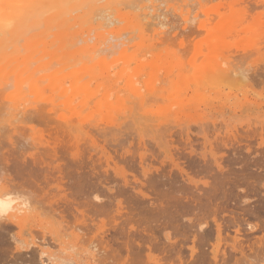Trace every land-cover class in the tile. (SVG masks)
<instances>
[{
	"label": "bare ground",
	"instance_id": "obj_1",
	"mask_svg": "<svg viewBox=\"0 0 264 264\" xmlns=\"http://www.w3.org/2000/svg\"><path fill=\"white\" fill-rule=\"evenodd\" d=\"M168 1V2H167ZM167 1H164L165 2V5H167V3H169V1H171V0H167ZM174 1V3L175 2H177V5H173L171 2L169 3V4H172V5H170V6H166V7H163V0H0V100L3 102H1L0 101V116H1V114H3V112H4V108L7 110V104L8 103H12V109H17V111L16 112H18V111H20V113H22V115L24 114V113H28V112H26V111H30L31 112V114L32 115H30L31 117H34V121L36 120V122H39V121H42L43 122V125H45V126H48V127H51V125H53L54 126V128H57V130H59V131H57L58 133H61V135H64L63 136V138H66V137H68L70 140H75L76 142L78 141L77 139H78V137L79 136H81L82 135V137H83V135L84 136H86V137H88V139H90L89 141L91 142L90 144H94L92 147H94L95 146V141L98 139H96L95 140V138L96 137H101V138H107L106 136L108 135V134H111L110 135V137L112 136V134H114L116 131H114V129H116V128H114L115 126L116 127H118L119 125H120V123H118V125H117V123L115 124H111L112 125V127L110 126V128H102L101 127V129H99L100 127H98V126H96L95 128L94 127H92V128H94L95 129V133H96V135H95V133H94V135L91 133V132H89V134H88V132L87 131H89V130H85L84 131V129H83V125H84V123L86 122V121H88L87 119H88V117H92V115L94 114V113H97L99 116H104L103 118H105V117H107L108 119H109V117L111 118V119H114L115 120V118H112L111 117V115L112 114H114V113H117V112H120V111H122L121 109H122V107L121 106H123V104H124V101H126L125 99H124V97H123V95L125 94H121V91H120V89H118L117 87L115 88V86H116V83L118 82V81H120L122 78L124 79V78H126V84L124 85L125 87H128L129 88V91L130 92H132L133 91V93L134 94H137L138 92H139V90H140V87L139 86H137V85H139V83H140V81L138 80L139 78V76L142 74V76H143V74H145V72H144V67H149V69L150 68H153V67H155V68H157L156 69V73H160V69H159V71H158V62L160 63L161 61L160 60H162V62L164 61V60H166V58H164L166 55L168 56V54H164L165 53V50L163 51V49L161 50V52L163 51V54H164V56H163V58L161 57V54H156V56H155V60H153V61H151V62H149V64H146V63H144V61H140V60H138L136 63H137V65L133 68V69H130V64L132 63V59H134L133 58V54H132V52H131V57L129 58L128 56V54H126V55H124L125 53H126V51L128 50L129 51V49H131V47H130V45L129 44H127V43H125V41H127L128 43L131 41V39H132V41H133V38L135 37V35L136 36H138L139 38H145V37H149V38H151L152 39V36L150 37V35H147V34H149L148 32H147V36H145L144 37V31H145V29L146 28H149V29H152L151 30V32H152V34H153V38L155 39H159V40H161V39H164V38H166V41L167 40H169V42H171V44H173V42L171 41L172 40V38H173V41H175L174 40V37L176 36V38L178 37V34H180L181 32H179V33H177V34H175V33H172V34H174L173 36L174 37H172L171 35V32H173L174 30H176V28H177V30H181V31H183V34H180L181 36L182 35H184V33H185V37L183 36V38H187L188 37V35H186L187 33H191L192 35H193V33L195 32V30H197L196 32H195V34H194V36L195 37H197V35H199V33H200V31H201V33L203 34V30L204 31H206V32H208V28H209V24L207 25L206 23H204V21H202V22H200L198 25H197V21H199L200 19H198V20H195V18H197V17H201L202 15H200V13H199V15L200 16H197L196 17V15L195 16H193V17H191V14L193 13L192 12V10H191V12H190V10L189 9H193V7L195 8V6H196V8H197V5H199V7H198V9L196 10V11H199L200 9L199 8H203V5H202V1L205 3V2H209V3H207V5L208 4H211V3H213L212 1H214V0H210L211 1V3H210V1H205V0H173ZM172 1V2H173ZM215 1H217V0H215ZM219 1V0H218ZM217 1V2H218ZM222 1H224V0H222ZM227 1V0H226ZM226 1H224L225 3H226ZM231 1V0H230ZM232 1H234V0H232ZM237 1V0H236ZM242 1V0H241ZM247 1V0H246ZM246 1H245V3H246ZM249 1V0H248ZM247 1V2H248ZM254 1V0H253ZM257 1H259V0H257ZM262 2L264 1V0H261ZM260 1V2H261ZM223 2V3H224ZM227 2H229V0L227 1ZM252 1L250 0V2H248L249 3V5H250V3H251ZM256 2V1H255ZM259 2V3H260ZM219 4H220V2H218ZM244 3V4H245ZM248 3H247V5L246 6H248ZM253 3L254 2H252V6H253V9H254V12H255V10L258 8V6H256L255 5V7H254V5H253ZM264 3V2H263ZM262 3V5H264ZM161 4H162V7L165 9L166 8V10L168 11V13L170 12V11H172L173 12V14H171V13H169V14H167V15H169L170 17L172 16V15H174V16H172V17H174L175 19H177L180 23H178V21L175 23L174 21H175V19H174V21L172 20L171 21V23H173L172 25H173V27H167V24H168V21H166L165 20V12H166V10H164L163 11V8H160L161 7ZM168 4V5H169ZM217 4V3H216ZM239 4V5H238ZM238 4H237V2L234 4V3H226V8H227V11H228V13L226 14V12H220L221 10L223 11V9H220L219 10V12H216L214 15H216V17H217V21H216V26L215 27H219V26H222L221 28H219V30L218 31H220L219 33L217 32V34L218 35H216L215 33H209L210 34V38H209V35H208V33H207V35L205 36V34H204V36H205V39L203 38V39H199V40H207V41H209L210 42V39H214V38H212V37H215V35H216V38L218 37L219 38V42H220V44H222V42H224V43H226L227 44V40H226V35L229 33L230 34V28H232V26H234L233 24L234 23H236V22H238V21H240V19H241V17L243 16V15H245V13H247V11H248V7H244V6H240L241 5V2L239 3L238 2ZM243 4V3H242ZM243 4V5H244ZM255 4H257V3H255ZM164 5V6H165ZM206 5V6H207ZM224 6L225 4H222L221 3V5H219V7H221V6ZM261 5V4H260ZM259 5V6H260ZM261 5V7H263ZM206 6H204V7H206ZM190 7V8H189ZM192 7V8H191ZM208 7H209V5H208ZM213 7V11L212 12H215L214 11V9H215V4L213 5H211V8ZM210 8V9H211ZM221 8H224V7H221ZM226 8H224L225 10H226ZM251 8V7H250ZM249 8V9H250ZM260 8V7H259ZM258 8V9H259ZM204 9V8H203ZM257 9V10H258ZM261 9V8H260ZM259 9V10H260ZM124 10V11H123ZM193 10H195V9H193ZM202 10V9H201ZM212 10V9H211ZM211 10H206L207 11V13L206 14H208L209 12L208 11H211ZM218 10V9H217ZM251 10V9H250ZM257 10H256V14L259 12H257ZM262 10V9H261ZM260 10V12H262ZM132 11V12H131ZM196 11H194L195 13H196ZM206 11H204V13L206 12ZM252 11V10H251ZM264 11V10H263ZM199 12H201V11H199ZM250 12V11H249ZM259 12V13H260ZM191 13V14H190ZM198 13V12H197ZM171 14V15H170ZM210 14V13H209ZM251 14H252V12H251ZM262 14H264V12H262ZM249 15V14H248ZM212 16V14L209 16L210 18H212L211 17ZM256 16V15H255ZM259 16V15H258ZM257 16V17H258ZM170 17H168V18H166L167 20L168 19H172V17L170 18ZM203 17V16H202ZM205 17V16H204ZM245 17V16H244ZM247 17V16H246ZM264 17V16H263ZM263 17H260V19L261 18H263ZM206 18V20L205 21H208L209 19L207 18V17H205ZM248 18L249 17H247V21H248ZM202 19V18H201ZM208 19V20H207ZM213 19H215V17L213 16ZM213 19H211L212 21H214ZM243 19V18H242ZM246 19V18H245ZM258 19L259 18H256V20L258 21ZM196 21V23H195V21ZM210 20V21H211ZM251 20H252V18H251ZM264 20V19H263ZM263 20H261V21H263ZM210 21H209V23H210ZM243 21V20H242ZM242 21H240V22H242ZM247 21H245V22H247ZM119 23V25L117 24V23ZM194 22V25H192V23ZM250 22V21H249ZM248 22V23H249ZM256 22V21H255ZM113 23H115L117 26H120L121 27V25H123L124 24V28H122V29H124V32H125V29H126V32H125V36H126V39H125V41H124V39H123V37H121V33L119 32V30H121L119 27H118V29H116V27H115V25H114V28L113 29H109V27H108V29L106 28L107 26H109L110 25V27L111 26H113V25H111V24H113ZM122 23V24H121ZM213 23V24H214ZM243 23V22H242ZM260 23H262V22H260ZM175 24H176V26H175ZM191 24V25H190ZM237 24H240L239 22L237 23ZM250 24V23H249ZM255 24V23H254ZM257 24V23H256ZM256 24L255 25H253V24H250L251 25V28H249V29H253V26L255 27L256 26ZM263 24V23H262ZM177 25H178V27H180L181 29H179L178 27H177ZM189 25H190V27L191 26H194L195 28H196V26L195 25H197V29H192V28H190L189 27ZM245 25V24H244ZM248 25V24H247ZM246 25V26H247ZM258 25V24H257ZM175 26V27H174ZM237 26V25H236ZM189 27V28H188ZM208 27V28H207ZM210 27H211V25H210ZM240 27V26H239ZM242 25H241V27H240V29H242ZM262 27V26H261ZM188 28V29H187ZM247 28V27H246ZM188 31H190L191 30V32H187V30ZM213 29V28H212ZM212 29L210 30L211 32H212ZM215 29V28H214ZM225 29H227V30H225ZM262 29V28H261ZM147 30V29H146ZM200 30V31H199ZM243 30V29H242ZM247 30V29H246ZM185 31V32H184ZM233 31L234 32H236V28H235V30L233 29ZM244 31H245V29H244ZM150 32V31H149ZM150 32V33H151ZM178 32V31H177ZM215 32V31H214ZM234 32H232V34L234 33ZM238 32H240V31H238ZM243 32V31H242ZM257 32H258V30H257ZM169 33L171 34V35H169ZM196 33H197V35H196ZM263 33V31L261 32V34ZM190 34V36H192ZM201 34V35H202ZM247 34V33H246ZM256 34V33H255ZM166 35V36H165ZM168 35V36H167ZM214 35V36H213ZM258 35H259V33H258ZM264 35V34H263ZM165 36V37H164ZM181 36H179V37H181ZM190 36L188 37V39H190ZM231 36V35H230ZM237 36V35H236ZM239 36V35H238ZM244 36H245V34H244ZM250 36V35H249ZM111 37V39H109ZM121 37V38H120ZM138 37H136V38H138ZM148 37L147 38H145V39H147V40H149L150 41V39H148ZM170 37H171V40H170ZM193 37V36H192ZM199 37H200V35H199ZM234 37H235V33H234ZM243 37V36H242ZM246 37H247V35H246ZM246 37H243V40L241 39V41L239 42V43H241L242 44V42H246ZM257 37V36H256ZM256 37L254 38V37H251V38H249L250 39V41L252 42L253 41V39H256ZM264 37V36H263ZM121 40H120V39ZM138 38V39H139ZM168 38V39H167ZM175 38V39H176ZM259 39H257V41H256V43L260 40V38H262V37H258ZM144 39V40H145ZM153 39V40H154ZM155 39V40H156ZM177 39H180V38H177ZM176 39V40H177ZM197 39V38H196ZM221 39V40H220ZM225 39V40H224ZM238 39V38H237ZM240 39V38H239ZM111 40H113V41H117V42H113L114 44H112V42H111V45L109 44L110 42L109 41ZM120 40V41H119ZM123 40V41H122ZM130 40V41H129ZM143 40V41H144ZM147 40H145L146 42H147ZM153 40H151L152 41V43L153 42H155L156 44H157V42L156 41H153ZM192 40H193V38H192ZM192 40L190 39V41H191V44H188L189 42H188V40L186 41V39H185V41H186V43H185V41H184V39H183V41H184V48L185 47H187L188 45H190L188 48H190L191 50L193 49V48H191V47H193V42L195 41V45L197 46L198 45V47H195V45H194V48L195 49H197V50H194V52H197V53H193L191 56H190V58L189 59H186V60H188L189 62L191 61L193 64H191V62H190V64H191V66H192V68H193V70H194V73H193V76H192V78H190V77H187V78H190V80L192 81V79L194 78L195 80H196V88L194 89V92H193V94L194 95H192V97L189 95V93H188V95L191 97H189V99L188 100H186V102L185 101H182V102H180V103H177V104H173L172 106L170 105V107H173V106H175V107H177V109H176V112H173L172 111V109L171 108H169V109H171L170 111L168 110V109H165L166 107H164V111L161 113V114H159V115H161V116H163V117H165V118H167V119H164L163 120V118H159V119H156V120H154V122H152L151 120H153V119H149L148 121L150 122L151 121V123L149 124V122H147L146 124H148L147 126L149 127H146V126H144L143 125V129L145 130V128L146 129H149L147 132H149L150 133V140H151V142H148L149 140H147V142L148 143H152L154 146H156V150L154 149V154H156V151L157 152H160L159 151V149H161V147H162V143H161V141H163L164 143H171V142H169L168 140H165V139H169V138H171L170 140H173L172 138V136H173V134H175L176 133V129L177 130H179V132L177 131V133L176 134H184V140L182 139V142L184 141V145H187L188 147V149H190V153H191V150H192V148H193V145H192V141L190 140V138H189V135H190V133L188 132L187 133V131H188V129H189V127H190V124H194L195 126H197L198 127V129L197 130H199L200 128H203L204 127V124H203V120H205V116H204V119H199L197 116H198V113H199V111H197L196 113L197 114H191V112H190V110L191 109H194V107H195V105H196V108H199V107H197V104H193V102H191V101H193V99H194V97L195 96H199V97H201L200 98V100L203 98V96H204V94H203V92H200V90L202 89V91L207 87V89L209 88L208 86L209 85H211V83H214L215 84V86H216V84L217 83H215V82H218L219 83V81H216V80H218V79H222V81L224 82V81H227V82H229L230 80H232V79H236V78H238V79H240V81H242V83H244V81H246L247 79V76H248V74H249V70L247 69V68H244V66L245 65H247V64H245L244 63V61H246V59L248 58V57H253V56H255L256 57V55H254V53L256 54V53H263V51H264V49H263V51H262V49L261 48H258V49H256V47H257V45H256V43H255V45H256V47H254V49H255V51L256 52H254L253 51V53H250V50H249V48L251 47V45H252V43H251V45H250V47L248 48V50L249 51H245L244 50V52L241 54V53H239L240 51H241V49H239L240 51L238 52V54H241L240 56H236V59H238V61L237 62H235L234 60H232V57H234L235 56V54H234V56L232 55L233 54V51L234 50H232V52L231 51H229V53L231 52V54H229L228 56L224 53V55H226V56H222V52H220V49H219V51L218 50H216L217 49V47H215V46H217V44L219 43L218 41V43L217 44H214L213 45V43H211V44H209L208 45V47L209 46H211L212 47V45H213V47L211 48L210 47V49H211V51H209V53L207 54V55H205V57H204V55H203V57L205 58L204 59V62H202L200 65H195L194 63L196 62V60H194V59H196L197 58V61H198V59H200L201 58V56L199 55L200 54V52H201V50H202V48H203V50H206V49H204V47H202L201 46V43L203 44V41L201 42V41H199L198 39H197V41L196 40H193V42H192ZM233 40V39H232ZM235 40V39H234ZM248 40V39H247ZM135 41V40H134ZM151 41H150V50H148V52L147 53H149V51H150V55H151ZM161 41H163L164 43L166 42L165 40H161ZM206 41V42H207ZM215 41V40H214ZM139 42H141L140 40H139ZM139 42H137L138 44H139V46H140V44H142V43H139ZM179 42V41H178ZM177 42V43H178ZM180 42H182V41H180ZM179 42V44H180V46L182 47V48H180V46H179V44H178V46H176V45H174V46H176V47H178V49H179V52H181V50L183 51V45H181V43ZM199 42H200V45H199ZM208 42V43H209ZM231 42L232 41H229V43L231 44ZM244 42V43H245ZM137 43H134V44H137ZM158 43H160V41L158 42ZM222 44V45H220V46H224L225 45V47H226V44ZM248 43H250L249 41H248ZM259 43H260V41H259ZM261 43H262V41H261ZM131 44V43H130ZM132 44H133V42H132ZM133 44V45H134ZM144 44H145V42H144ZM161 44H162V42H161ZM168 44V43H167ZM170 44V43H169ZM183 44V43H182ZM188 44V45H187ZM236 44L238 45V43L236 42ZM228 45V44H227ZM235 45V44H234ZM246 45V44H245ZM262 45V44H261ZM129 46V47H128ZM132 46V45H131ZM141 46H143V45H141ZM140 46V47H141ZM165 46H167V45H165ZM204 46H205V44H204ZM233 46V45H232ZM253 46V45H252ZM264 46V45H263ZM137 46L135 45V48H136ZM145 48H146V44H145V46H144ZM147 47H148V44H147ZM159 48L161 47L160 45L158 46ZM168 47V46H167ZM229 47V46H228ZM227 47V48H228ZM235 48H236V46H234ZM239 47L240 48H242L243 46H241V45H239ZM238 47V48H239ZM261 47V46H260ZM115 48H116V50H115ZM119 48H120V50H119ZM133 49H135L134 47H132ZM144 48V50H146ZM170 48V47H169ZM169 48H167V49H169ZM230 48H231V46H230ZM229 48V49H230ZM113 50L114 49V51L112 52L113 53V56L115 57L116 55H115V53L117 54H119V56H121L120 57V59L122 60V59H126L125 61V63H123L124 65L115 73V76H116V79L113 81V82H111L112 81V74H113V72H115L114 70L112 71H108L110 68H111V65L112 64H115L116 63V61L119 59V57H115V59H116V61H115V59H112L113 60V62L111 63L110 62V64H109V62L107 63V65L105 64V60L109 57V56H111L112 55V53L110 52V50ZM119 51H118V50ZM137 49V48H136ZM161 49V48H160ZM187 48H185L184 50L186 51V53H190L191 54V50L189 49V50H186ZM198 49H200V50H198ZM253 49V48H252ZM260 49H261V51H260ZM107 50H109V52L107 51ZM157 50V49H156ZM173 51L174 50V52H175V49H173V47H172V49L170 48L169 50H167L166 51V53H169V52H171V51ZM235 50H237V49H235ZM106 51L109 53H107V55H102L104 52V54H106ZM130 51H132V49L130 50ZM135 52L137 51V50H134ZM154 51L155 50H153L152 52L154 53ZM169 51V52H168ZM177 51V50H176ZM184 51V52H185ZM189 51V52H188ZM193 51V50H192ZM243 51V50H242ZM241 51V52H242ZM146 52V51H145ZM145 52H144V54H145ZM158 52V51H157ZM160 52V53H161ZM174 52H172V53H174ZM225 52V51H224ZM252 52V51H251ZM100 53H102V54H100ZM111 53V54H110ZM147 53H146V55H147ZM153 53H152V55H153ZM171 53V54H172ZM202 53V52H201ZM234 53H236L237 54V52H234ZM140 54H142L143 55V52L142 53H140ZM182 55V57H183V55L185 54H183V52L181 53ZM250 54H253V56H250ZM103 57H102V56ZM122 55H124L123 57L124 58H122ZM137 55H139V54H137ZM149 55V54H148ZM149 55V56H150ZM152 55L150 56V58L152 57ZM169 55H170V53H169ZM174 55V54H173ZM187 56L189 55V54H186ZM186 55H184V57H186ZM196 57H195V56ZM263 55V54H262ZM107 56V58L105 59V57ZM127 56V57H126ZM148 56V57H149ZM154 56V55H153ZM171 56V55H170ZM169 56V58L171 59H169L168 58V60H166V61H172L173 59H172V57H170ZM175 56V58L176 57H178L179 55H174ZM193 56V57H192ZM198 56H200V58L198 57ZM259 56V55H258ZM113 57V58H114ZM146 57V56H145ZM147 57V58H148ZM181 57V58H182ZM189 57V56H188ZM195 57V58H194ZM137 58V57H136ZM142 59V57H139V59ZM146 58V59H147ZM154 58V57H153ZM178 58H180V57H178ZM145 59V60H146ZM177 59V58H176ZM176 59H175V61H176ZM192 59V60H191ZM259 59V58H258ZM96 60V61H95ZM93 61H95L94 63H92ZM120 61V60H119ZM119 61H117V62H119ZM179 61V60H178ZM194 61V62H193ZM255 61V60H254ZM115 62V63H114ZM122 62V61H121ZM174 62V61H173ZM187 62V61H186ZM189 62L188 63H183V64H186L185 65V67L186 66H188L189 65ZM199 62V61H198ZM241 62H242V64H241ZM92 63V64H91ZM164 63H165V61H164ZM167 63H169V62H167ZM166 63V64H167ZM175 63V62H174ZM173 63V64H174ZM176 63H179V62H176ZM182 62H181V60H180V64H181ZM244 63V64H243ZM161 64V63H160ZM172 63L170 64L171 66L173 65ZM179 64V66H181ZM101 65H103V66H106V68H109V66H110V68L107 70L105 67H103V66H101ZM261 65V64H260ZM263 65H264V63H263ZM97 66H99V67H103V68H105L104 70L106 71L105 73H103V72H96V70H95V68L97 67ZM119 66V65H118ZM166 66V65H165ZM168 66V65H167ZM171 66H168V68H164V70L166 69V72L164 73V72H161V73H164V75L166 74V75H171L172 76V74H174L175 75V73L176 72H178V74H176L178 77H180L181 78V80L184 78V80L185 81H182L181 83L182 84H184V83H186V82H190V81H187V78L185 79V73H186V71L185 70H187L186 68H185V73L184 72H181V71H178V69H174V71H170L169 70V67L170 68H172ZM176 66H178V65H176ZM248 66V65H247ZM250 66V65H249ZM262 66V65H261ZM261 66H259V67H261ZM117 67V66H116ZM163 67H164V65H163ZM174 67V66H173ZM103 68L101 69V70H103ZM155 68H154V71H155ZM179 68V67H178ZM181 68H182V66H181ZM188 68H189V66H188ZM249 68V67H248ZM112 69H114V68H112ZM169 70V71H168ZM172 70H173V68H172ZM179 70H180V68H179ZM189 70V69H188ZM152 72H154L153 70H151ZM249 71V72H248ZM257 71V70H256ZM111 72V73H110ZM149 72V71H148ZM152 72H150L149 74L151 75V80L153 79L154 80V78H155V80H156V73H152ZM171 72H172V74H171ZM189 72V71H188ZM187 72V74H189ZM168 73V74H167ZM257 73V72H256ZM255 73V74H256ZM154 74V75H153ZM192 74V73H191ZM251 74V73H250ZM255 74H254V76H255ZM157 75H159V74H157ZM259 75V74H258ZM258 75H257V77H258ZM161 76V75H160ZM159 76V78H157L158 80L160 79V83H161V81L163 80V79H165V77L161 80V78L162 77H160ZM171 76H170V78H171ZM251 76H252V74H251ZM253 76V77H254ZM259 76H261V74L259 75ZM264 76V75H263ZM167 77V76H166ZM85 78L87 79V80H85ZM138 78V79H137ZM143 78V77H142ZM169 78V82H170V84H172V86H174V88H175V86L177 85L176 83H177V80L176 81H172V79H170ZM177 79V78H176ZM224 79V80H223ZM230 79V80H229ZM250 79V78H249ZM158 80H156V81H158ZM194 80V81H195ZM229 80V81H228ZM244 80V81H243ZM139 81V82H138ZM144 81H146V83H147V86L149 85L150 86V89L149 90H152V88H153V90L151 91V93H154V95L156 94V95H160V94H163V92H164V89H166L164 86H167V84H165L163 87L164 88H162V85L161 86H159L160 84L158 83V85H156V86H159V88L161 87V89L159 90V88H158V90L160 91V93L158 92V91H156L155 89H154V87L152 86L154 83H148V79H145ZM155 81V82H156ZM164 81H166V80H164ZM163 81V82H164ZM180 81V80H179ZM235 81V80H234ZM230 81V84L232 85V86H235L237 83H238V81ZM249 81V80H248ZM247 81V82H248ZM121 82V81H120ZM143 82V81H142ZM168 82V81H167ZM251 82H253V81H251ZM93 84H95L94 86H93ZM120 84V83H119ZM190 84H188V86H189ZM193 85V84H192ZM192 85H191V87H192ZM240 85V84H239ZM248 85V84H247ZM250 85V84H249ZM118 86V85H117ZM124 86H123V89H124ZM137 86V87H136ZM143 86V85H142ZM171 86V85H170ZM172 86L168 89H166V90H168V91H171V92H174L175 91V89H174V91H172ZM186 86V85H185ZM214 85H212L211 87H213ZM9 87H11V88H13L12 90H11V92H8V93H6L5 91L7 90V89H9ZM119 87H122V86H119ZM177 90L178 91H176L175 92V94H177L178 95V93L179 92H181V90L179 89L180 88V86L179 85H177ZM184 87V86H183ZM191 87H189L190 89H191ZM211 87L209 88V89H211ZM218 87V86H217ZM255 87V86H254ZM10 88V89H11ZM186 88V87H185ZM185 88H183V90L185 91V92H188L187 90H185ZM216 88V87H215ZM214 88V89H215ZM192 89H193V87H192ZM191 89V90H192ZM208 89V91H207V93H205L206 95L207 94H209V92H210V90ZM213 89V88H212ZM213 89V90H214ZM122 90V89H121ZM124 90H126V89H124ZM123 90V91H124ZM166 90H165V92H166ZM122 91V92H123ZM147 91H148V89H147ZM163 91V92H162ZM167 91V92H168ZM215 91V90H214ZM218 91H219V88H218ZM218 91L216 90L215 92H212V90H211V92L212 93H214L213 95L217 98L219 95V93H218ZM125 92V91H124ZM156 92H158V94L156 93ZM164 92V93H165ZM166 92V93H167ZM170 92V93H171ZM192 92H191V94H192ZM238 92V91H237ZM127 93V92H126ZM240 93V92H239ZM2 94V95H1ZM5 94V95H4ZM139 94V93H138ZM174 94V93H173ZM173 94H171V95H173ZM182 94V93H181ZM180 94V95H181ZM183 94L184 95H186V93H184L183 92ZM181 95V96H184V95ZM215 94H217L218 96H216ZM4 95V96H3ZM164 95V94H163ZM157 96V97H159V99H160V97H161V100H162V102H163V97L164 96ZM204 96V98L205 97H207V96ZM222 94L220 93V96H221ZM242 95V94H241ZM1 96L3 97V98H1ZM125 96V95H124ZM138 96V95H137ZM169 96H170V94H169ZM180 96V97H181ZM213 96V97H214ZM142 97V96H141ZM153 98H154V96H152ZM171 97V96H170ZM178 97H179V95H178ZM188 97V96H187ZM208 97L210 98L211 96L210 95H208ZM223 97V96H222ZM232 97V96H231ZM133 98H135V97H133ZM132 97L130 98L131 100L133 99ZM152 98V99H153ZM166 98V97H165ZM167 98H169V97H167ZM166 98V102L168 101V99ZM174 98H176V96L174 97ZM208 98V99H209ZM220 98V97H219ZM219 98H217V99H219ZM230 98V97H229ZM129 99V100H130ZM143 99H146L145 97H143ZM150 99V98H149ZM151 99V100H152ZM159 100L158 98H155V100ZM170 99V98H169ZM182 99H183V97H182ZM181 99V100H182ZM187 99V98H186ZM213 99V98H212ZM226 99V98H225ZM222 100V101H226V100ZM235 99V98H234ZM150 100V101H151ZM157 100H156V102H157ZM185 100V99H184ZM197 101L198 102V99H194V101ZM203 100V99H202ZM201 100V101H202ZM214 100V99H213ZM236 100V99H235ZM135 101V100H134ZM134 101H131V102H133L134 103ZM142 101V100H141ZM148 101V100H147ZM153 101V100H152ZM160 101V100H159ZM176 100L174 99V102H175ZM177 101H178V98H177ZM201 101H199V102H201ZM234 101V100H233ZM238 100H236V102H237ZM6 102V103H5ZM211 102V101H210ZM228 102V101H227ZM239 102V101H238ZM240 102H242V101H240ZM20 103H22V106H23V104H25V103H29V107L27 106V107H21L20 108V110L17 108V106L20 104ZM151 103V104H150ZM149 103V105H153V102H150ZM165 102H163L162 104H164ZM191 103L193 104V105H191ZM3 104V105H2ZM5 104V105H4ZM128 104H130V103H128ZM127 104V105H128ZM158 104V103H157ZM156 104V106H158ZM171 104V103H170ZM178 104H180V105H178ZM126 105V104H125ZM126 105V106H127ZM131 105V104H130ZM146 105V104H145ZM148 105V104H147ZM165 105H167V103L165 104ZM178 105V106H177ZM190 105V106H189ZM199 105V104H198ZM154 106V105H153ZM160 106V105H159ZM162 107L164 106V105H161ZM191 106H193V108H190ZM233 106V105H232ZM8 107H9V105H8ZM128 107V108H127ZM127 107H125L123 110H126V109H128V111H131L130 109H131V106H127ZM142 107V106H141ZM144 107V106H143ZM146 107V106H145ZM145 107H144V109H145ZM223 107V106H222ZM147 108V107H146ZM161 108V107H160ZM160 108H156V109H160ZM174 108V107H173ZM211 108V107H210ZM138 109V108H137ZM137 109L135 110V111H137ZM140 109V108H139ZM138 109V110H139ZM143 108H141L140 110H142ZM147 109H149V108H147ZM162 109V108H161ZM9 110V109H8ZM139 110V111H140ZM197 110H199V109H197ZM15 111H13V113L15 112ZM143 111L144 110H142V115L144 114L143 113ZM148 111V110H147ZM156 111H158V110H156ZM160 111V110H159ZM190 113H189V112ZM191 111H193V110H191ZM9 112V111H8ZM11 113H12V111H10ZM15 112V113H16ZM29 112V113H30ZM58 112H60L59 114H57ZM149 112H151V111H149ZM174 114H176V115H174ZM194 112H195V110H194ZM12 113V115H14ZM122 112H120V114H121ZM129 113V112H128ZM250 113V112H249ZM248 113V114H249ZM5 114H6V112H5ZM19 114V112L18 113H16V115H17V117H19V116H22V115H18ZM34 114V115H33ZM119 114V115H120ZM132 114V113H131ZM136 114H138V113H136ZM136 114H135V116H136ZM141 114V113H140ZM150 114V113H149ZM152 115H154L155 117H156V115L158 116V114H153V112L151 113ZM174 115L175 117L177 116V114H181V116H182V118L184 117L185 118V121L183 120V119H176V118H174L173 116H171L172 118H174V119H172V120H170V119H168V116L169 115ZM242 114H245V113H243L242 112ZM10 115V114H9ZM9 115H7V116H5L6 118L5 119H7V117H9ZM26 115V114H25ZM28 115V114H27ZM27 115H26V117H27ZM124 115V114H123ZM129 115V114H128ZM146 115H147V113H146ZM195 115H197L196 117L198 118V119H191V118H193ZM203 115V114H202ZM201 115V116H202ZM206 115V114H205ZM30 116L28 117V119H30ZM134 116V117H135ZM144 116V115H143ZM150 116V115H149ZM148 116V117H149ZM181 116H180V118H181ZM200 116V115H199ZM242 116V115H241ZM248 117H249V115H247ZM3 117V115L0 117V119ZM11 117V116H10ZM15 117V116H14ZM23 117V116H22ZM37 119H36V118ZM120 117V116H119ZM124 117H126V115L124 116ZM133 117V116H132ZM137 117H138V115H137ZM146 117V116H145ZM151 117V116H150ZM159 117V116H158ZM245 117V116H244ZM103 118H102V121H103ZM107 118H105L106 120H104V121H107L108 119ZM136 118V117H135ZM141 117H139V119H140ZM195 118V117H194ZM2 119H4V118H2ZM1 119V120H2ZM13 119V118H12ZM23 119H25V118H23ZM33 119V118H32ZM117 119V118H116ZM125 119H127V118H125ZM129 119H131V117L129 118ZM128 119V120H129ZM133 119V118H132ZM142 119V118H141ZM187 119V120H186ZM7 120H9V118L7 119ZM39 120V121H38ZM93 120V119H92ZM110 120V119H109ZM114 120H111V121H113L114 122ZM123 120H124V118H123ZM134 120V119H133ZM136 120V119H135ZM142 120H144V118L142 119ZM145 120H146V118H145ZM206 120H208V119H206ZM23 121V120H22ZM28 121V120H27ZM26 121V122H27ZM34 121H32V123L34 122ZM95 121V120H94ZM119 121V120H118ZM117 121V122H118ZM130 121V120H129ZM240 121V120H239ZM7 122V121H6ZM9 122V121H8ZM14 123H16L15 122V119H14V121H13ZM36 122H34L36 125L38 124V125H41V123L39 124V123H36ZM108 122V121H107ZM116 122V121H115ZM138 122V119H137V121H136V123ZM140 122H142V121H140ZM138 123V124H141V123ZM146 122V121H145ZM220 122V121H219ZM1 123H2V121H1ZM0 123V125H2ZM11 123V122H10ZM18 123H20V122H18ZM17 123V124H18ZM25 123V122H24ZM24 123H23V125H24ZM31 123V122H30ZM47 125H46V124ZM82 123H83V125H82ZM91 123V122H90ZM95 123V122H94ZM106 123V122H105ZM122 123V122H121ZM127 123V122H126ZM129 123V122H128ZM209 123V122H208ZM214 123V122H213ZM221 123V122H220ZM254 123V122H253ZM12 124V123H11ZM34 124V125H35ZM86 124V123H85ZM89 124V123H88ZM87 124V125H88ZM93 124V123H92ZM103 124V123H102ZM108 124V123H107ZM109 124H110V122H109ZM123 124V123H122ZM129 124H132L131 122L129 123ZM210 124H212V123H210ZM216 124V123H215ZM217 124H218V122H217ZM7 125H9L10 126V124H5V126H7ZM13 125L14 124H12L11 126L13 127ZM20 125V124H19ZM22 124L20 125V126H17V128L19 127V129L17 130V131H19V133L21 134V133H23L24 134V136H23V139H21L20 137V135L19 134H16L17 135V137H15L16 135H15V128L13 129V128H11V129H13V130H10V131H13V132H15L14 133V137L12 136V138H14V140H16V139H19V140H23L24 142H27L28 143V140L27 139H29L30 137H28L29 135H28V131H27V129H30V131H31V129L32 128H34V127H29V126H25V130L28 132H26V133H24L25 132V130H24V126H23ZM101 125V124H100ZM137 125V124H136ZM194 125H191V127L192 126H194ZM209 125V124H208ZM222 125V128H223V124L221 123L220 124V126ZM247 125V124H246ZM246 125H245V127H246ZM250 125V124H249ZM4 125H3V127H5ZM8 126V127H9ZM22 126V127H21ZM33 126V125H32ZM42 126V125H41ZM45 126H42V128L43 127H45ZM109 126V125H108ZM131 126V125H130ZM130 126H129V128H130ZM139 125H137V128H135V129H138L137 131H138V133L137 134H133L134 132L132 131L133 130V128L131 129V131H132V136H131V138L133 137V135H135L136 137H137V139H138V141H136V142H139V143H141V139L144 137V135H142V133L143 134H145L144 132H146V131H142L141 132V129L138 127ZM210 126V125H209ZM211 126H216V125H211ZM7 127V128H8ZM27 127H29V128H27ZM36 127H38V126H36ZM35 127V128H36ZM132 127H133V125H132ZM141 127V126H140ZM225 127V126H224ZM250 127V126H249ZM264 127V126H263ZM10 128V127H9ZM27 128V129H26ZM47 128V127H46ZM89 128H90V126H89ZM207 128H208V126H207ZM212 128V127H211ZM217 128V127H216ZM216 128H213V132H211L212 130H210V132L211 133H214V132H217L216 130ZM221 128V127H220ZM226 128V127H225ZM247 128V127H246ZM5 128H2V130H4ZM22 131H21V130ZM37 129V128H36ZM48 129H50V128H48ZM47 129V130H48ZM53 128H51V130H52ZM118 129V128H117ZM192 129V128H191ZM190 129V130H191ZM203 129H205V127L203 128ZM243 129H245V128H243ZM23 130H24V132H23ZM33 130V129H32ZM35 130V129H34ZM39 130H40V128H39ZM39 130H35L36 131V133L39 131ZM42 130H45V128L44 129H42ZM47 130H45L48 134H50V136H51V131L50 132H48ZM53 130H55L56 131V129H53ZM97 130V131H96ZM173 130H174V133H173ZM223 130V129H222ZM249 130H252V132L251 131H247L248 133L249 132H251L252 133V135L255 133L256 134V132H254L255 131V129H254V131H253V129H252V127L249 129ZM9 131V132H10ZM35 131H33V132H35ZM120 131V130H119ZM123 131V130H122ZM122 131H121V133H122ZM125 131V130H124ZM123 131V132H124ZM128 131V130H127ZM136 131V130H135ZM0 132H1V129H0ZM2 132H4V131H2ZM1 132V133H2ZM8 132V131H7ZM12 132V133H13ZM33 132H32V134H33ZM53 132V131H52ZM57 132H55V134L57 133ZM114 132V133H113ZM191 132V131H190ZM196 132V131H195ZM200 132V131H199ZM198 132V133H199ZM208 132V131H207ZM221 132V131H220ZM219 132V133H220ZM242 132V131H241ZM243 132H245L244 130H243ZM254 132V133H253ZM4 133H6V131L4 132ZM18 133V132H17ZM58 133L55 135L56 136V138H57V136H58V139L57 140H59V136L60 135H58ZM131 132H130V130H129V132L127 133L126 132V135L127 134H130ZM148 133V134H149ZM204 133H205V130H204ZM233 133V132H232ZM235 133V132H234ZM233 133V134H234ZM237 133L238 132H236V135H237ZM248 133H247V135H248ZM23 134H21V135H23ZM25 134H27L28 136V138L25 140ZM30 134H31V132H30ZM31 134V135H32ZM119 135H122V134H120V133H118ZM123 134H125V132L123 133ZM147 134V133H146ZM145 134V135H146ZM181 134V135H182ZM260 134H262V133H260ZM5 135L6 134H4V137H5ZM10 135V134H9ZM13 135V134H12ZM41 135V134H40ZM53 135V134H52ZM115 135H117V134H115ZM115 135H114V137H115ZM125 135V136H126ZM180 135V136H181ZM221 135V137L224 135H222V133L220 134ZM235 135V134H234ZM235 135V136H236ZM238 135H241V134H238ZM237 135V136H238ZM245 135V134H244ZM251 135V136H252ZM259 135V134H258ZM0 136H2V135H0ZM20 136V137H19ZM44 136H45V134H44ZM47 137V139L48 138H50L51 139V137ZM54 136V137H55ZM66 136V137H65ZM96 136V137H95ZM135 136L133 137V138H135ZM196 136V135H195ZM208 136V135H207ZM218 136V135H217ZM229 136H232V135H229ZM235 136H233V138H232V141L234 140V138H235ZM236 136V139H237V141L240 139L239 137L240 136H238L237 137ZM242 137H243V135H241ZM250 136V137H251ZM263 136V135H262ZM262 136H260L259 137V139H258V143H259V148H257V150L258 149H262V151H260V156L259 157H257V156H255V157H253L252 159H251V161H252V164H251V166H253V170H249V172H252V173H247V175H248V177H250L249 179L251 180V178H254V180L253 181H250L248 184H246V182L245 181H242V183H240L239 182V180L240 179H238V176L236 175V173L232 170L231 171V167H227L228 169L227 170H224L223 171V166H222V161H220V159L218 160L216 157L214 158H212V156H211V158H212V160H210L209 161V159H208V161H209V164H207L208 162H206L207 160L205 159L204 160V156H203V158H202V165H203V168L201 169L202 171H204V173L206 172V175H207V173L209 172V173H211L212 175H211V180H212V182H208L207 184H208V187L205 189V191H204V194L203 193H201V194H203V197H206L205 198V202L204 203H202V204H200L199 202V205H196V204H194V203H191L192 205H189V203H186L185 205L186 206H184V204H182V202L180 201V199L182 200V197L180 198V199H177L178 197H176V199L177 200H179V203L181 204V208H182V210L184 211V210H186L185 212H183L182 214H181V216L178 214V212L180 211H178V210H175L176 211V213L179 215L178 216V219H179V221H183V223L181 224V228L179 229V232L182 234V236L183 237H187V236H190L191 237V244H193L191 247H190V249H189V257H187L188 259L187 260H189L188 261V263H186L187 261L185 260V261H183L182 259V254H183V252L181 251L182 249H180V247L179 248H175V246H174V244L173 243H170L169 242V236H168V233H165L164 231L165 230H167L168 228H170L171 227V224L173 223L172 221H173V219H174V222L176 221V219H177V217H175V215H177V214H175L174 216H173V214H174V212H173V214L172 213H169L170 211H168L169 210V208L167 207V206H163V207H161V211H159V212H157L158 214H156V215H158V221H157V226H158V228H159V230H161L162 232H164L163 233V236H164V239H165V241H167L168 242V249L166 250V249H164L163 250V252L164 253H167V255H168V264H224V260H225V256H226V252L224 253V252H222V253H220V249H218V246H217V244H218V242L221 240V238H222V233L224 234L225 232H226V230H229L230 228V226H231V229L230 230H232V228H233V235L231 236L232 237V239L234 240V242H232V244L233 243H235V244H233V245H235V247L233 246V249L232 250H234L233 252H235V253H237L238 254V257L237 258H235V264H239V262H241V264H260L262 261H264V196L262 197V200H260V201H257V202H255V197L257 196V194L260 192V193H262L263 191H264V186L263 185H261V184H258L257 182L258 181H261V182H264L263 180H264V138L262 137ZM3 137V138H4ZM11 137V136H10ZM9 137V138H10ZM46 137V136H45ZM82 137L80 138V140L82 139ZM113 137V138H114ZM117 137V136H116ZM115 137V138H116ZM127 137V136H126ZM126 137H125V141H126ZM179 137V136H178ZM198 137V136H197ZM200 137V136H199ZM208 137H211V136H208ZM241 137V138H242ZM245 137V136H244ZM243 137V138H244ZM12 138H10L9 140L10 141H13L12 140ZM53 138V137H52ZM62 137H61V140L63 141L64 139H63ZM124 138V137H123ZM127 138H129V136L127 137ZM148 138V137H147ZM174 138H175V136H174ZM176 138H177V135H176ZM196 138V137H195ZM201 139L200 140H202L203 139V141H205V136L202 134V137H200ZM226 138H228V136L227 135H225V136H223L222 138H220L221 140H219V142H221L222 143V145H224V146H226L227 144H228V141L230 142L231 141V138H229V139H227V140H225ZM239 138V139H238ZM246 138H248V136H246L245 137V139ZM6 139V138H5ZM41 139H43V141H44V138L42 137ZM69 139H67L68 141H66L68 144L71 142ZM87 139V138H86ZM86 139H84L83 141H85ZM111 139H112V137H111ZM119 139V138H118ZM144 139V138H143ZM9 140H7L8 142H9ZM37 140V139H36ZM40 140V139H39ZM54 140V144L56 145L57 144V140H55V138L54 139H51L50 140V142L51 141H53ZM66 140V139H65ZM73 140H72V142H73ZM79 140V141H80ZM108 140H110V138H109V135H108ZM114 140V139H113ZM120 140H122L121 139V137H120ZM119 140V141H120ZM131 140V139H130ZM176 140V139H175ZM180 140V139H179ZM210 140H211V138H210ZM2 141V138H0V142ZM7 141H6V144H4L5 143V141H2L1 142V145L0 146H2V148L0 147V150H2L3 149V145L5 146V145H7ZM23 141H21V142H23ZM30 141V140H29ZM43 141H39V144H42V142ZM70 141V142H69ZM88 141V140H87ZM87 141H85V143H87ZM100 141V140H99ZM103 140H101V142H102ZM115 141H116V139H115ZM114 141V142H115ZM124 141V140H123ZM127 141H129L128 139H127ZM134 141V140H133ZM168 141V142H167ZM216 141H218V140H216ZM235 141V140H234ZM233 141V142H234ZM242 141H244V140H242ZM17 142H18V140H17ZM20 142V141H19ZM21 142H20V146H22L23 147V150H24V147L27 145V143H24L23 142V145H21ZM33 142V141H32ZM45 142V141H44ZM49 142V143H50ZM56 142V143H55ZM59 142H61V141H59ZM66 142L65 141H63L62 143H65L66 144ZM105 140H104V143L102 142V144H105ZM108 142V141H107ZM114 142H112V143H114ZM143 142V141H142ZM198 142V141H197ZM218 142V143H219ZM236 142V141H235ZM235 142H234V144H235ZM247 142V141H246ZM11 144H13L12 142H10ZM9 143V144H10ZM30 144H33V143H31V142H29ZM36 143V142H35ZM35 143H34V145H35ZM61 143V144H62ZM75 142H73V144H74ZM82 143V142H81ZM84 143V144H85ZM117 143V142H116ZM130 143H131V141H130ZM138 143V144H139ZM144 143L146 144V141L144 140ZM144 143H141L142 145H141V147L143 148V146H144V149H145V145H144ZM215 143V142H214ZM221 143H219V144H221ZM239 143V142H238ZM24 144H25V146H24ZM46 144V143H45ZM51 144V143H50ZM60 143H59V147H60V145H61ZM71 144V143H70ZM73 144H72V146H73ZM88 144V143H87ZM121 144H123L122 142H121ZM127 144V143H126ZM150 144H148V145H150ZM152 144H151V148H154V146H152ZM174 144V143H173ZM177 144V143H176ZM213 144V143H212ZM233 144V143H232ZM236 144H237V142H236ZM14 145V144H13ZM17 145H19V144H17ZM16 145V146H17ZM29 145V144H28ZM63 145V144H62ZM61 145V148H62V150L64 149L63 147H66L65 145L64 146H62ZM67 145V144H66ZM76 145V147H77V144H74V146ZM89 145V144H88ZM118 145V144H117ZM125 145V144H124ZM178 145V144H177ZM217 145V144H216ZM243 145V144H242ZM242 145H240V146H238V147H236V148H233L234 150H238L239 148H240V150L239 151H241V150H243L244 148H246V149H248L249 147H248V145L247 144H245V142H244V146H242ZM10 146V145H9ZM20 146L18 147L17 146V148L18 149H21L20 148ZM35 146H37V145H35ZM68 146H70V145H67V149L69 148L70 149V147H68ZM71 146V147H72ZM103 146V145H102ZM107 146H108V144H107ZM115 146V145H114ZM147 146V145H146ZM168 146H170L169 144H168ZM206 146V145H205ZM221 146V145H220ZM229 146V145H228ZM6 147V146H5ZM4 147V148H5ZM8 147V146H7ZM11 147V146H10ZM79 147H81V144L80 145H78V149H79ZM86 147V146H85ZM97 147H98V145H97ZM104 147V146H103ZM126 147V146H125ZM140 146H139V148L138 149H140L141 148ZM148 147V146H147ZM163 147H164V145H163ZM227 147V146H226ZM233 147V146H232ZM14 148V147H13ZM17 148H14V149H17ZM26 148H28V146H26ZM41 148H44V147H40V149ZM47 148V149H46ZM51 148L52 147H50V149H49V147H47V145L45 146V149L47 150L46 151V153L47 152H50V153H52L51 151H49V150H51ZM55 148V147H54ZM61 148L59 149L58 148V145H57V149H59V150H57V152H56V154L58 153L59 154V156H61L60 155V152H62V155L64 156V154L65 155H68L69 154V152L66 150V148H65V150H61ZM87 148V147H86ZM89 148V147H88ZM166 148H168V147H166ZM172 148V147H171ZM183 148V147H182ZM220 148H223V146L222 147H220ZM225 148V147H224ZM10 149H12V147L10 148ZM17 149V150H18ZM29 149H31V147L29 148ZM29 149H28V151H29ZM33 149H35V148H32L31 150H33ZM38 149H39V147H38ZM40 149L38 150L39 151V153L41 154V152H40ZM72 149H73V147H72ZM75 149H77V148H75ZM122 149H124L123 150V152L120 154L121 156H124V155H126L127 153H129V150L128 149H125V148H122ZM147 149H149V151H150V148H147ZM7 150V149H6ZM27 150V149H26ZM53 150V149H52ZM61 150V151H60ZM88 150V149H87ZM89 150H94V149H91V145H90V148H89ZM95 150H97V149H95ZM104 150H106V148L104 149ZM152 151H153V149H151ZM180 150V149H179ZM184 150H185V148H184ZM225 150V149H224ZM14 151V150H13ZM12 150L11 151H9V152H13ZM18 151H20V150H18ZM13 152L14 154H13V157H14V155H15V153L17 154V153H19V152ZM28 151H27V153H28ZM64 151H65V153H64ZM71 151V150H70ZM82 151V150H81ZM81 151H77V152H75V150H74V152H72V153H74V156H75V154H77L78 152H81ZM139 151V150H138ZM170 151V150H169ZM259 151V150H258ZM9 152H7V153H9ZM29 152H31V151H29ZM33 152H35V151H32V153ZM68 152V153H67ZM161 152H163V153H165V148H164V151H163V148H162V150H161ZM167 152V151H166ZM193 152V151H192ZM249 152V151H248ZM24 153V152H23ZM22 153V151H21V155L23 156V155H25V154H23ZM26 153V154H27ZM32 153H30V155L32 154ZM36 153H38L37 151H36ZM39 153H38V155H39ZM42 153H44V154H41L42 155V157L43 156H45V157H43V160H41V159H39V160H41L42 162H44V161H52V160H55V159H50V157L52 156V155H49L48 156V154L46 155V153H45V150H44V152H42ZM49 153V154H50ZM71 153V152H70ZM84 153H86V152H83V154ZM100 153H102V151L100 152ZM134 152H132V154L131 155H134L135 156V153H136V151H135V153L133 154ZM168 153V152H167ZM170 153V152H169ZM168 153V154H169ZM173 153H174V151H173ZM0 154H2L3 155V153H1L0 152ZM5 154H6V152H5ZM9 154H11V153H9ZM9 154H7L6 156H5V159L6 160H4L3 158V156L2 155H0V157L2 156V158H0V161H6V162H9L8 160H9V157H8V155ZM53 154V153H52ZM80 154V153H79ZM78 154V155H79ZM82 154V153H81ZM107 154V153H106ZM130 154V153H129ZM129 154H127V156L129 155ZM151 154H152V152H151ZM186 154H189V153H186ZM33 155V154H32ZM40 155V156H41ZM78 155H76V157L78 156ZM97 155V154H96ZM167 155V154H166ZM206 155V154H205ZM251 155V154H250ZM20 156V155H19ZM26 156V155H25ZM25 156H23V157H21V158H24ZM37 156V155H36ZM48 158H47V157ZM54 156V155H53ZM58 156V155H57ZM58 156V157H59ZM71 156H72V154H71ZM134 156H131V158H128V161H130L131 159H133L134 158ZM143 156H144V154H141V153H138V155H137V161H138V164H139V167H140V169H141V171L143 172V174H144V180L145 181H148V180H146V178H147V176H145V174H146V172L148 171V167H147V165H144V159H143ZM183 156V155H182ZM188 156V155H187ZM248 156V155H247ZM32 157V156H31ZM38 158H39V156H37ZM37 157L35 158V156L33 157L35 160L37 159ZM66 157V156H65ZM75 157V158H76ZM82 157V156H81ZM94 157H95V155H94ZM133 157V158H132ZM206 157V156H205ZM236 157V156H235ZM234 157V158H235ZM239 157V156H238ZM237 157V159H239ZM249 157V156H248ZM26 158H28V157H26ZM32 158V159H33ZM45 158V159H44ZM52 158H56L57 159V157L55 156V157H52ZM61 158V157H60ZM67 159H69L68 157H66ZM84 157H82L81 158V160L83 159ZM147 158V157H146ZM175 158V157H174ZM192 158V157H191ZM221 158V157H220ZM3 159V160H2ZM11 159V158H10ZM25 159V158H24ZM46 159H48V160H46ZM59 159V158H58ZM62 159H64V158H61V160ZM71 159V158H70ZM69 159V160H70ZM101 159V158H100ZM99 159V160H100ZM180 159V158H179ZM236 159V158H235ZM234 159V160H235ZM236 159V160H237ZM25 160H27V159H25ZM24 160V161H25ZM39 160H37L38 162H39ZM65 161H66V159H64ZM63 160V161H64ZM80 160V161H81ZM126 160V159H125ZM175 160H177V159H175ZM231 160H233L232 158H231ZM239 160H243V159H239ZM10 161H12V159L10 160ZM33 161V160H32ZM37 161H34L35 162V164L37 163ZM56 161V160H55ZM85 161V160H84ZM147 161V160H146ZM189 161V160H188ZM34 162L32 163V164H34ZM41 162V163H42ZM74 162H76L75 160H74ZM78 162V161H77ZM130 162H132V160L130 161ZM135 162H136V160H135ZM165 162V161H164ZM191 163H193L192 161H190ZM5 163V162H4ZM4 163H2V162H0V165L1 166H3V164ZM10 163V162H9ZM45 163V162H44ZM65 163V162H64ZM70 163H73L72 161L70 162ZM81 163H83V162H81ZM85 163H86V161H85ZM175 163H177V162H175ZM183 163V162H182ZM11 164V163H10ZM77 164V163H76ZM108 164V163H107ZM106 164V165H107ZM4 165H6V164H4ZM8 165V164H7ZM6 165V166H7ZM44 165V164H43ZM65 164H63V166H64ZM67 165V164H66ZM78 165H79V163H78ZM85 165V164H84ZM88 165V164H87ZM102 165V164H101ZM135 165V164H134ZM180 165H182V164H180ZM195 165V164H194ZM194 165H192V166H194ZM197 165V164H196ZM196 165H195V167H196ZM202 165L200 166V167H202ZM14 166H16L15 165V163H14V165H13V167H11L10 165H8V167H10L9 168V170H10V172H12V170H14V168H17V167H14ZM36 166H38V163L36 164ZM47 166V165H46ZM46 166H45V168L44 169H46ZM60 166H62V165H60ZM69 166V165H68ZM67 166V167H68ZM72 166H75V165H72ZM77 166V165H76ZM108 166V165H107ZM170 166V165H169ZM171 166H173L174 168H175V171H176V173L177 174H175V175H178V177H179V182L177 181L176 182V179L178 180V178H171V179H173V180H169L170 182H169V184H171L172 186H174V187H171V185H170V187L169 188H174V190L178 193L179 191L180 192H182V190H184V184L185 183H191L192 182V179H191V177H190V173H188V171H186V169L187 170H190V168L189 167H187V168H183V167H180L178 164H174V163H172V165ZM211 166V167H210ZM5 167V166H4ZM2 168V167H0V169L2 170H4L5 171V169L6 168ZM7 167V168H8ZM39 167V166H38ZM48 167V166H47ZM70 167V166H69ZM80 167V166H79ZM151 167V166H150ZM194 167V168H195ZM197 167H198V165H197ZM49 168H51V167H49ZM71 168H75V167H71ZM71 168H69L70 170H71ZM78 168V167H77ZM168 168V167H167ZM189 168V169H188ZM231 168V169H230ZM55 169V168H54ZM53 169V171H55ZM58 169H60V168H57V173L58 172H60V171H58ZM68 169V168H67ZM81 169V168H80ZM158 169V168H157ZM156 169V170H157ZM191 169H193V167L191 168ZM196 169V168H195ZM224 169H226V168H224ZM250 169V168H249ZM2 170V171H3ZM8 170V171H9ZM17 170V169H16ZM34 170V169H33ZM36 170H41L40 168L38 169H36ZM51 170V169H50ZM200 169H199V171H201ZM6 171H7V169H6ZM61 171H63L64 172V170H61ZM68 171V170H67ZM107 171V170H106ZM165 171V170H164ZM167 171V170H166ZM223 171V172H222ZM237 171V170H236ZM245 170L243 169V171L242 172H244ZM41 172H42V170H41ZM153 172V171H152ZM156 172V171H155ZM168 172H170L171 173V171H168ZM234 172V173H233ZM6 173V172H5ZM5 173H3V174H5ZM31 173V172H30ZM34 173V172H33ZM35 173H38V172H35ZM45 173H48V172H45ZM60 173H62V172H60ZM105 173V172H104ZM107 173V172H106ZM154 173V172H153ZM164 172H162L161 174H163ZM239 173V172H238ZM43 174V173H42ZM42 174H41V176H42ZM55 174H56V172H55ZM71 174V172H69V175ZM167 173H165V174H163V176L164 175H166ZM169 174V173H168ZM8 175V174H7ZM6 174H5V176H7ZM30 175V174H29ZM35 175V174H34ZM34 175H32V176H34ZM47 175H49V174H47ZM52 175V174H51ZM63 175H64V173H63ZM72 175V174H71ZM105 175V174H104ZM107 175H109V174H107ZM151 175H153V174H151ZM159 175V174H158ZM3 176V178H1ZM2 176H0V178H1V180L2 179H4V175H2ZM9 177H11L10 176V174L8 175ZM12 176H13V174H12ZM38 176H40L39 174L37 175V177ZM66 176V175H65ZM65 176H64V178H65ZM67 176H68V174H67ZM66 176V177H67ZM155 176V175H154ZM159 176H161V175H159ZM18 177H19V175H18ZM29 177H31V176H29ZM36 177V176H35ZM49 177V176H48ZM48 177H46V178H48ZM55 177H56V175H55ZM70 177V176H69ZM72 177V176H71ZM108 177V176H107ZM166 177V176H165ZM172 177H173V175H172ZM177 177V176H176ZM217 177H219L218 179H217ZM248 177H247V181L249 180L248 179ZM14 178V177H13ZM19 178H21V177H19ZM18 178V179H19ZM32 178V177H31ZM31 178H30V182H31ZM40 178V177H39ZM45 178V179H46ZM62 178V177H61ZM60 178V179H61ZM158 178V177H157ZM170 177H168V179H169ZM17 179V178H16ZM15 179V180H16ZM29 179V178H28ZM36 179V178H35ZM42 179H44V178H42ZM42 179H41V181H42ZM50 179H52V177H50ZM63 179V178H62ZM67 179H69V178H67ZM66 179V180H67ZM106 179V178H105ZM162 179V178H161ZM161 179H158V182H159V180H161ZM174 179H175V182L174 183H172V181H174ZM12 180H14V179H12L11 178V180L10 181H12ZM21 180V179H20ZM33 180V179H32ZM70 181H71V179H69ZM143 180V182H145ZM154 180V179H153ZM163 180V179H162ZM161 180V182L163 183V181ZM167 180V179H166ZM166 180H164V182L166 181ZM22 181V180H21ZM23 181H24V179H23ZM37 181H39L38 180V178L36 179V181H32L34 184H35V182H37ZM47 181V180H46ZM48 181H49V178H48ZM115 181V180H114ZM121 181H123V182H121L122 183V187L123 188H125L124 186H131L132 185V187H131V189L132 190H134L136 187H133L134 186V184H133V182H132V184L130 183V185H129V182H127L126 181V179H125V177L124 178H122L121 179ZM136 181V180H135ZM168 181V180H167ZM7 182V181H6ZM6 182H2V181H0V199H2L3 197H11V199H12V207H11V209L6 213V214H4V215H0V264H9V261H11V262H13V263H11V264H20L19 263V259L17 258V255L15 256V259H12L11 260V258H10V260L9 261H7L6 259H7V257H8V259H9V256H6L7 254H6V252H8L7 250H11V249H8V247L9 248H11L13 245H12V242H11V245H9L7 242V244H5V241L7 240V241H11V239L16 243H14L15 245H16V250H18L19 248H23V247H25L26 245H27V240L24 238V234H23V232H24V229H25V225L26 224H28L29 223V221H31L32 219H33V216L34 215H31L30 216V214H29V209H30V204L29 203H31V204H33V202H34V200L33 199H31V201L32 202H30V199H27L25 196H26V191H25V189L24 188H26L27 189V192H30V191H28V190H30V189H28L27 188V186H29V184L28 185H24L25 183V181L24 182H22V183H16V181H14L15 183H11V182H8V183H6ZM27 182V181H26ZM40 182V181H39ZM39 182H38V184H36V185H40L39 184ZM50 182H51V180H50ZM120 182V181H119ZM160 182V183H161ZM244 182V183H243ZM28 183H29V180H28ZM33 183H31V184H33ZM58 183H60V182H58ZM63 183V182H62ZM61 183V184H62ZM66 183V182H65ZM70 183H72V182H70ZM81 183V182H80ZM84 183V182H83ZM140 183V182H139ZM161 183V184H162ZM166 183V182H165ZM184 183V184H183ZM27 184V183H26ZM43 184V183H42ZM41 184V185H42ZM49 184V183H48ZM142 184V183H141ZM157 184V183H156ZM155 184V185H156ZM164 184V183H163ZM168 184V185H169ZM23 185H24V187H23ZM31 186L32 188L34 187H37V188H35V189H38V191L36 190L35 191V189H34V193H29V194H31V196H32V198H34V199H36V197L34 196L33 197V195L34 194H36L37 195V193H35V192H41V195H42V193H43V190H44V188H42V189H39L38 187L39 186ZM66 185V184H65ZM64 185V183H63V186H65ZM68 185V184H67ZM135 185H137V184H135ZM153 185V184H152ZM29 186V188H31ZM43 186H47V185H42V187ZM161 186V185H160ZM165 186V185H164ZM185 186H187V185H185ZM246 186V187H245ZM62 187V186H61ZM66 187V186H65ZM121 187V186H120ZM121 187V188H122ZM139 187L141 188V186L139 185ZM138 187V188H139ZM158 187H159V184H158ZM189 187V186H188ZM188 187H186V188H188ZM191 187H193V186H191ZM196 187V186H195ZM243 187V188H242ZM259 187H261L260 189H259ZM31 188V189H32ZM68 189H69V187H67ZM82 188V187H81ZM106 188H108L107 186H106ZM161 188V187H160ZM166 188V187H165ZM204 188V187H203ZM248 188V190H247V192L248 193H245L244 191H245V189H247ZM162 189V188H161ZM172 189H170V190H172ZM199 189V188H198ZM258 189L260 190V191H258ZM39 190H41V191H39ZM50 190V189H49ZM48 190V191H49ZM59 190V189H58ZM70 190H71V188H70ZM109 190H111L110 188H109ZM122 190V189H121ZM125 190V189H124ZM190 190H192V188H190ZM196 190V189H195ZM33 191V190H32ZM160 191V190H159ZM162 191V190H161ZM164 191L166 192L165 194H167V191H166V189H164ZM187 191L188 192H190L189 191V188L187 189ZM193 191V190H192ZM191 191V192H192ZM198 191V190H197ZM196 191V192H197ZM200 191V190H199ZM202 192H203V190H201ZM262 191V192H261ZM68 192V191H67ZM163 192V191H162ZM168 192H170V191H168ZM173 192V191H172ZM172 192L170 193L171 195H173L172 194ZM26 193V194H25ZM46 193V192H45ZM72 193V192H71ZM141 193H142V191H141ZM164 193V192H163ZM162 193V194H163ZM176 193V194H177ZM29 194H28V196H29ZM48 194V193H47ZM47 194H44V195H42V196H39L40 195V193H39V197L41 198H43L44 196H46ZM157 194V193H156ZM158 194H159V192H158ZM183 194H184V192H183ZM263 194V193H262ZM49 195V194H48ZM70 195V194H69ZM69 195H67L68 197H69ZM116 195V194H115ZM160 195H161V192H160ZM159 195V196H160ZM170 195V196H171ZM181 196H182V194H180ZM259 195V194H258ZM27 196V197H28ZM31 196H29V198L31 197ZM66 196V197H67ZM158 196V197H159ZM170 196H167V197H170ZM174 196V195H173ZM178 196V195H177ZM201 196V195H200ZM260 196H262V195H260ZM38 197V198H39ZM47 197V196H46ZM45 197V198H46ZM56 197H57V195H56ZM55 197V198H56ZM111 197V196H110ZM166 197V196H165ZM164 197V198H165ZM166 197V198H167ZM180 197V196H179ZM228 197V199L227 200H233L232 202L234 203V205H231V206H233V207H235L236 208V215H234V217L232 216L233 215V213H232V215L230 214L231 213V209H228L229 211H230V215H231V217L230 216H228V220H229V217L231 218V220L233 221L232 223L231 222H228V220H223L224 218V216L223 217H221V218H223V219H220V218H218L217 217V214H218V210L222 207V209H224L223 207L224 206H226V205H224V206H222L223 204H221L220 205V199H224V198H227ZM232 197H233V199H232ZM39 198V199H40ZM41 198V199H42ZM48 198H51V197H47V199ZM53 198V197H52ZM115 199L113 196L111 197V199ZM165 198V199H166ZM172 198H175V197H172ZM185 198V197H184ZM194 198V197H193ZM199 198V197H198ZM258 198H260L259 196H258ZM44 199V198H43ZM47 199H45V200H47ZM63 199V198H62ZM61 199V200H62ZM72 198H70V200H71ZM110 199V198H109ZM168 199V198H167ZM250 199L252 200L248 205H246V201H250ZM261 199V198H260ZM36 200H38V199H36ZM35 200V201H36ZM49 200V199H48ZM47 200V201H48ZM55 201H56V199H54ZM58 200V199H57ZM64 200V199H63ZM67 200V199H66ZM159 200V199H158ZM161 201H160V203H162V201L164 200H162V198L160 199ZM199 200H200V198H199ZM44 201V200H43ZM51 201H53V200H51ZM50 201V202H51ZM55 201H53V202H55ZM68 201V200H67ZM66 201V203H65V201H64V203L66 204H64L65 206H64V208H66V207H68V206H71V207H69V208H72L73 207V205L74 204H76V203H72L73 205H70L71 204V201H68L67 202ZM72 201L74 202V201H76V200H73L72 199ZM117 201V200H116ZM166 201V203L168 202L167 200H165ZM172 201V200H171ZM194 201V200H193ZM201 201H203V200H201ZM220 201V202H219ZM223 201V200H222ZM61 202V201H60ZM164 202V201H163ZM224 202H226V201H224ZM230 202V201H229ZM232 202H230L231 204H232ZM39 205L42 203V202H40V200H39V202H37ZM68 203H70L68 206H67V204ZM165 203V202H164ZM175 203V202H174ZM222 203V202H221ZM248 203V202H247ZM47 204H48V202H47ZM52 203H49V205H47L46 207L47 208H49L50 207V205H51ZM57 203H55V205H56ZM59 204V203H58ZM62 205H63V203H61ZM169 204V203H168ZM226 204V203H225ZM229 203L227 202V205H228ZM235 204L237 205V207L235 206ZM37 205V204H36ZM38 205V208H40V206H42L43 207V205L41 204L40 206ZM53 205V204H52ZM55 205H53V206H55ZM116 205H117V207L119 208L121 205H120V202L118 203H116ZM34 205H31V208L33 207ZM49 206V207H48ZM61 206V205H60ZM178 206V205H177ZM221 206V207H220ZM37 207V206H36ZM41 207V208H42ZM52 207V206H51ZM50 207V208H51ZM63 207V206H62ZM76 207V206H75ZM166 207H167V209L168 210H166ZM194 207V208H193ZM228 207V206H227ZM227 207H226V209L225 210H227ZM40 208V209H41ZM47 208H45L46 210H47ZM50 208H49V211H54V209H56V208H58V205L54 208V209H51L50 210ZM53 208V207H52ZM79 208V207H78ZM117 208V209H118ZM171 208V207H170ZM228 208H230V207H228ZM34 209H35V212L37 211L36 210V208H35V206L32 208V212L34 211ZM61 209V208H60ZM119 209H121V207L119 208ZM180 209V208H179ZM221 209V210H222ZM39 210V209H38ZM42 210V209H41ZM57 210V209H56ZM63 210V209H62ZM61 210V213H64L63 211ZM73 210H74V208H73ZM113 210V209H112ZM29 211V212H28ZM40 211V210H39ZM67 211V210H66ZM65 211V212H66ZM69 211V210H68ZM67 211V212H68ZM70 211H71V209H70ZM69 211V212H70ZM178 211V212H177ZM209 211V212H208ZM26 212L29 214V221H27L28 223H25V221L26 220H28V215L26 214ZM47 212H48V210H47ZM74 212V211H73ZM199 213V215L202 217V214H203V216L205 215V216H207L208 217V215L210 214L211 215V218H212V222H211V224H212V226H211V228H212V230L210 231H208L207 229H203V225L205 226V228H206V226H208V223L210 224V222H207V221H199L198 222V224H195V223H193L194 221L193 220H195L196 221V218L198 217V218H200L199 217V215H197L196 213ZM72 213V212H71ZM84 213V212H83ZM202 213V214H201ZM208 213V214H207ZM225 213H226V211H225ZM33 214H35V213H33ZM39 214V213H38ZM41 214H42V212H41ZM41 214H40V216H41ZM68 214V213H67ZM70 214V213H69ZM52 215V214H51ZM63 214H61V216H62ZM80 215V214H79ZM191 215H193V217H191ZM38 216V215H37ZM40 216H38L37 218L39 219V222L42 220V216L40 217ZM53 216V215H52ZM54 216H55V214H54ZM53 216V217H54ZM74 216H75V214H74ZM118 216V215H117ZM204 216V217H205ZM219 216H221V215H219ZM36 217V216H35ZM44 217H46V216H44ZM50 217V216H49ZM58 217H60V216H58ZM58 217H57V219H58ZM63 218H64V215L62 216ZM62 217H60L61 218V222H64V221H62ZM113 217V216H112ZM115 217V216H114ZM157 217V216H156ZM32 218V219H31ZM197 218V219H198ZM226 218V217H225ZM31 219V220H30ZM41 219V220H40ZM49 219V218H48ZM67 219V218H66ZM119 219V218H118ZM156 220H157V218H155ZM201 219V218H200ZM204 219H206V217L204 218ZM210 220V218H207L206 220ZM227 219V218H226ZM54 220V219H53ZM64 220V219H63ZM79 219H77V221H78ZM199 220V219H198ZM197 220V221H198ZM47 221V220H46ZM51 220L49 219V221H47L46 223H48V222H50ZM66 221V220H65ZM69 220H67V222H68ZM71 221V220H70ZM74 221V220H73ZM83 221H84V219H83ZM116 221V220H115ZM139 221H140V218H139ZM154 221V220H153ZM33 222V221H32ZM31 222V223H32ZM44 222V221H43ZM67 222H66V224H67ZM75 222V221H74ZM80 222V221H79ZM78 222V223H79ZM177 222V221H176ZM41 224H42V221L40 222ZM51 223V222H50ZM121 223V222H120ZM197 223V222H196ZM226 223H231V225L230 226H226L225 224ZM30 224V223H29ZM54 224H57L56 222L54 223ZM61 224V223H60ZM68 224H70L69 222H68ZM73 224V223H72ZM86 224V223H85ZM84 224V225H85ZM130 224V223H129ZM128 224V225H129ZM233 224V225H232ZM32 225V224H31ZM35 225V224H34ZM33 225V226H34ZM39 225V224H38ZM42 225H49V224H42ZM74 225V224H73ZM78 225V224H77ZM121 225V224H120ZM28 226V225H27ZM32 226V227H33ZM46 226V227H47ZM49 226H53V224L51 223V225H49ZM55 226H57V225H55ZM75 226H76V224H75ZM79 226V225H78ZM80 226H82V225H80ZM87 226V225H86ZM127 226V224L125 223V227ZM12 227H15L14 229L16 230L17 228L19 229V231L17 232L16 231V233H15V230H14V233L15 234H12L11 235V230L13 229ZM17 227V228H16ZM30 227V230L32 229L31 228V226H29ZM36 227V226H35ZM45 227V228H46ZM61 227H62V229L64 228L62 225H61ZM177 227H180L179 225H177ZM241 227H244V228H241ZM28 228V227H27ZM26 228V229H27ZM39 228V227H38ZM38 228H37V230H38ZM44 228V227H43ZM47 228H49V227H47ZM68 228V227H67ZM72 228H73V226H72ZM72 228H70V229H72ZM75 228V227H74ZM74 228H73V230H74ZM86 228V227H85ZM88 228H90V227H88ZM120 228V227H119ZM118 228V229H119ZM122 228V231H123V227H121ZM128 228V227H127ZM133 228V226L132 227H130V230ZM76 229V228H75ZM83 229V228H82ZM87 229V228H86ZM100 229V228H99ZM124 229H126V228H124ZM208 229H210V228H208ZM39 230H41V229H39ZM67 230V229H66ZM79 230V229H78ZM78 230H77V232H78ZM114 230V229H113ZM146 230V229H145ZM241 230L243 231V230H245V232H247L248 233V235H247V239L245 240V241H243L242 240V234H241ZM13 231V230H12ZM29 231V230H28ZM32 231V230H31ZM31 231H30V233H31ZM34 231H36V230H34ZM42 232L44 231L46 234L45 235H47L48 234V237L47 236H39V238H42V243H41V240H38L39 241V243H41V244H39L38 243V241L35 239V242H32V244L33 245H35V246H33V247H36V248H34L33 249V247H32V250H33V252L34 253H36V251H37V253H38V259H37V262H36V260L34 261H32V260H29V264H69L72 260H73V254L71 255L68 251V249H69V247L67 246V244H68V242H70V241H72L73 240V238L71 237V239L72 240H69L68 238H67V240H69L68 242L67 241H65L64 239H63V234H62V231H61V229H60V227H50L48 230H41ZM41 231H38V232H41ZM82 231V230H81ZM86 231V230H85ZM85 231H83V232H85ZM87 231H88V229H87ZM94 231V230H93ZM132 231V230H131ZM130 231V232H131ZM143 231H144V229H143ZM71 232V231H70ZM70 232H67V233H70ZM80 232V231H79ZM78 232V233H79ZM120 232H121V230H120ZM127 232V231H126ZM128 232H129V229H128ZM137 232V231H136ZM144 232H146V231H144ZM90 233H91V231H90ZM89 233V234H90ZM99 233V232H98ZM132 233V232H131ZM156 233V232H155ZM154 233V234H155ZM230 233V234H231ZM35 234V233H34ZM41 233H39V235H40ZM66 234V233H65ZM73 234H75V235H77L76 233H73V231H72V235ZM100 235H104L105 233H99ZM112 234H113V232H112ZM117 234H120V233H118L117 232ZM127 233H125V235H126ZM138 234H139V232H138ZM140 234H141V231H140ZM147 234V233H146ZM229 234V233H228ZM33 235V234H32ZM82 235V234H81ZM86 235V234H85ZM99 235V236H100ZM102 235V236H103ZM120 235H122V234H120ZM130 235V234H129ZM7 236H9L11 239L10 240H8V239H4L5 237L7 238ZM38 236V235H37ZM69 236V235H68ZM70 236H71V233H70ZM69 236V237H70ZM90 236H92L91 234H90ZM89 236V237H90ZM102 236L100 237V238H102ZM105 236V235H104ZM123 236H124V234H123ZM133 236H135V235H133ZM34 237H36L35 235H34ZM84 236L82 235V237L80 236V234H79V239H78V241H80L82 238H83ZM86 237V236H85ZM111 237H113V236H111ZM116 237V236H115ZM121 237V236H120ZM128 237V236H127ZM150 237V236H149ZM225 237H226V235H225ZM37 238V237H36ZM81 238V239H80ZM86 238H88V237H86ZM92 239H93V236L91 237ZM97 238H99V237H97ZM123 238V237H122ZM146 238V237H145ZM145 238H141V240H139V241H142V244H141V242H139L138 240V242L137 243H135L136 245L135 246H133V247H135V248H133L132 246H131V248H132V252H129V250L128 249H130V243H129V245L127 244V241H126V243H123V242H121L122 243V245L124 246H122L123 248H125V253H127L124 257L123 256H118L117 255V251L116 250H112L111 248H110V250H109V246L111 245L110 244V242L108 243V241H106V242H104L105 243V245L108 243V244H110V245H108V250L107 249H105V248H107L106 246H105V248H101V244H104V243H102L101 242V239H100V242H101V244H99V242H95V239H96V237H95V239H94V242L97 244V246L99 245V250H97V253L96 254H94L95 252H96V246L94 245V247L92 246L90 249H91V252L89 253L92 257H94V261L93 262H95L96 264H102V262L104 261H107V260H109V261H107L108 263H103V264H161L160 263V261H162L161 259H155V257L154 258H152V256L150 255V251H152L151 250V244L153 243V241H154V238L155 237H153L152 236V238H151V240H149L148 238H147V241H145L146 239ZM47 239H48V241H47ZM75 239V238H74ZM116 238H114V241H117V240H115ZM118 240H119V237L117 238ZM5 240V241H4ZM89 240V239H88ZM88 240H86V239H84L83 238V241L85 242V241H87V243H88ZM127 240V239H126ZM129 238H128V242H129ZM134 240H136V239H134ZM153 240V241H152ZM157 240V238L155 239V241ZM212 240H215L216 242H217V244L216 245H213L211 242H214V244H215V241H212ZM224 240H225V238H224ZM232 240V241H233ZM34 241V240H33ZM44 241H45V243H44ZM49 241H51V242H49ZM90 241V240H89ZM97 241V240H96ZM111 241V240H110ZM158 241V240H157ZM156 241V242H157ZM223 241V240H222ZM38 243V244H35V243ZM80 242H82V241H80ZM84 242H82V243H84ZM124 242H125V240H124ZM152 242V243H151ZM167 242H165V243H167ZM86 243V242H85ZM132 243H133V245H134V242L132 241ZM155 243V242H154ZM153 243V244H154ZM164 243V244H165ZM179 243V242H178ZM243 243H246L247 244V246H246V248H247V250H244L243 249ZM51 244H55V246H56V248L58 247V250L56 251V252H53V251H51L50 250V248H47V247H54L55 248V246H51ZM75 244V243H74ZM89 244H91V242L89 243ZM152 244V245H153ZM231 244V245H232ZM7 245H9V246H7ZM79 245H82V244H79ZM84 245V244H83ZM101 245V246H100ZM155 245H157V243H155ZM167 245V244H166ZM176 245V244H175ZM84 246H88L87 244H85ZM143 246L146 248V249H144L143 248ZM151 248H150V247ZM181 246V245H180ZM199 246H207V248L206 247H204V249L202 250V251H200L199 250V252H197L198 251V248H199ZM103 247H104V245H103ZM112 247V246H111ZM232 247V246H231ZM14 247H12V249H13ZM85 248H87V247H85ZM141 248H143V249H141ZM182 248V247H181ZM200 248H202V247H200ZM206 248V249H205ZM234 248H237V249H234ZM29 249V248H28ZM79 248H77V250H78ZM89 249V250H90ZM116 249V248H115ZM118 249V248H117ZM135 249V250H134ZM154 249V248H153ZM224 249V248H223ZM15 250V249H14ZM15 250V251H16ZM20 250V249H19ZM26 249H24V251H25ZM30 250H31V246H30ZM142 250H146L147 251V253L145 254V255H142V257L140 256V254H142L141 253V251ZM23 251V250H22ZM28 251V253H26V255L27 254H29L30 253V251L29 250H27ZM11 252H13L12 250H11ZM75 252V251H74ZM74 252H72V253H74ZM80 252V251H79ZM124 252V251H123ZM162 252V253H163ZM8 253H10V252H8ZM17 253V252H16ZM15 253V254H16ZM32 253V252H31ZM36 253V254H37ZM76 253V252H75ZM113 253H114V255H113ZM116 253V254H115ZM120 253V252H119ZM129 253H131L132 254V256L131 257H129L130 256V254ZM234 253V254H235ZM17 254H19L20 255V253H19V251H18V253ZM82 254V253H81ZM84 254V253H83ZM82 254V255H83ZM144 254V253H143ZM219 254H221V256H223V257H220V255ZM22 255H25V252L23 253V254H21V256ZM35 255V254H34ZM33 255V256H34ZM87 255V254H86ZM97 255V256H96ZM117 255V256H116ZM123 255V254H122ZM184 255V254H183ZM236 255V254H235ZM13 256V255H12ZM11 256V257H12ZM27 256H29V255H27ZM26 256V257H27ZM32 255L30 254V258H32L31 257ZM37 256V255H36ZM157 256V255H156ZM19 257V256H18ZM85 257H87V256H85ZM95 257H97V258H95ZM219 257L220 258H223V259H221V260H223L222 261V263H220V260H219ZM14 258V257H13ZM21 258V257H20ZM23 258V257H22ZM83 258V257H82ZM166 258V257H165ZM18 259V260H17ZM29 258H27V260H28ZM35 259H36V257H35ZM167 259V258H166ZM165 259V260H166ZM22 259H20V261H21ZM25 260V262L27 261L26 260V258L24 257V259L22 260V261H24ZM21 261V262H22ZM25 262H22L21 264H26Z\"/></svg>",
	"mask_w": 264,
	"mask_h": 264
},
{
	"label": "rangeland",
	"instance_id": "obj_2",
	"mask_svg": "<svg viewBox=\"0 0 264 264\" xmlns=\"http://www.w3.org/2000/svg\"><path fill=\"white\" fill-rule=\"evenodd\" d=\"M164 1H167V0H163V7H166V6H170V5H177V2H175L174 3V1L173 0H171V1H169V3L171 2L172 4H169V3H167V5H165V2ZM173 1V2H172ZM206 1V0H205ZM207 1H210V0H207ZM218 1V0H217ZM217 1H212L213 3H211V1H210V3L211 4H208L209 5V7H208V5H207V3H209V2H203L202 1V5H203V8H199L200 10L199 11H201V12H199V11H196L197 9H198V7H199V5H197V8H196V6H195V8L193 7V9H195V10H193V9H189L190 10V12H191V10H192V14H191V17H193V16H195L196 15V17L197 16H200V15H202L201 17H197V18H195V20H198V19H200L199 21H197V25L200 23V22H202V21H204V23H206L208 26H209V28H208V32H206V31H204L203 30V34L201 33V31H200V33H199V35H200V37H199V35H197V33H196V35H197V37H195L194 36V34H195V32L197 31V30H195V32L193 33V35L191 34V33H187L186 35H188V37L190 36V34L193 36H190V39L192 40V38H193V40H196L197 41V39L199 40L200 38L201 39H205V36L207 35V33H208V35H209V38H210V34L209 33H215L216 35H218L217 34V32L219 33L220 31H218L219 30V28H221L222 26H219L218 28L217 27H215L216 26V21H217V17H216V15H214L216 12H219V10L220 9H223V11L221 10L220 12H226L227 11V8H226V3H236L237 2V4H238V2L240 3L241 2V5L240 6H246L247 5V3L248 2H250V0L247 2L246 0H234V1H230L229 0V2H227L226 0H224V1H226V3L224 2V1H222V0H219L218 2H220V4L217 2ZM245 1H246V3H245ZM252 2H254L253 3V5H254V7H255V5L256 6H258V8L262 11V12H264L263 10H264V5H262V3L264 2H262L261 0H259V1H257V0H251ZM256 1V2H255ZM261 1V2H260ZM168 2V1H167ZM224 2V3H223ZM252 2L250 3V5H249V3H248V6H246V7H248L247 9H248V11H247V13H245V15H243L242 17H241V19H240V21H242V22H240V21H238L240 24H237L238 22H236V23H234L233 25L234 26H232V28H230V34L228 33L227 35H226V42H227V44L226 43H224V42H222V44L224 43V44H226V47H225V45L222 47V46H220V45H222V44H220V42L223 40H221L220 42L218 41L219 40V38L217 37L216 38V35H215V37H212V38H214L213 40L212 39H210V42L209 41H207V40H202L203 41V44L201 43V46L202 47H204V49H206V50H203V48H202V50H201V52H200V56H201V58H200V56H198L200 59H198V61H197V58L196 59H194V60H196V62L194 63L195 65L197 64V65H200L202 62H204V57H205V55H207L208 53H209V51H211V49H210V47L211 46H209L208 47V45L209 44H211V43H213V45L214 44H217L218 42V44H217V46H215V47H217V49L216 50H218L219 51V49H220V52H222V56H228L229 54H231V52H232V50H234L233 51V56H234V54H235V56L234 57H232V60H234L235 62H237L238 61V59H236V56L238 57V56H240L243 52H244V50L245 51H249L250 50V53H253V51L254 52H256L255 51V49H254V47H256V45H257V47H256V49H258V48H261L262 49V51H263V49H264V14H262V12H260V10L258 9H256L257 10V14H256V10H255V12H254V9L256 8H254L253 9V6L251 5L252 4ZM260 2V3H259ZM217 3V4H216ZM221 3L222 4H225L224 6L222 5L221 7H224V8H226V10L224 9V8H221V7H219V5H221ZM244 5H243V4ZM255 3H257V4H255ZM169 4V5H168ZM214 5L215 4V9H214V11L215 12H212L213 11V7L211 8V5ZM263 6V7H261V5ZM264 4V3H263ZM165 5V6H164ZM207 5V6H206ZM239 5V4H238ZM260 5V6H259ZM204 6H206V7H204ZM162 7V4H161V7L160 8H163ZM251 7V8H250ZM190 8V7H189ZM192 8V7H191ZM212 10H211V9ZM252 10H250V9ZM202 9V10H201ZM218 9V10H217ZM164 10H166V8L164 9L163 8V11ZM206 10H211V11H208L209 13L208 14H206L207 13V11ZM124 11V10H123ZM194 11H196V13L194 12ZM204 11H206L205 13H204ZM250 11V12H249ZM132 12V11H131ZM198 12V13H197ZM219 12V13H220ZM251 12H252V14H251ZM169 13H171V14H173V12L172 11H170ZM168 13V11L166 10V12H165V20L166 21H168V24H167V27H173V23L175 22H177L178 20L177 19H175L174 17H172V16H174V15H172L171 17H172V19L170 20V19H166V18H168V17H170L169 15H167V14H169ZM199 13H200V15H199ZM228 13V11L226 12V14ZM170 14V15H171ZM195 14V15H194ZM212 14V18H210L209 16ZM249 14V15H248ZM256 15V16H255ZM259 15V16H258ZM207 17L208 19V21H205L206 20V18L205 17ZM213 16L215 17V19H213ZM245 16V17H244ZM249 17L248 18V21H247V17ZM258 16V17H257ZM170 17V18H171ZM260 17H263V18H261L260 19ZM175 19V21H174V19ZM202 18V19H201ZM243 18V19H242ZM246 18V19H245ZM251 18H252V20H251ZM256 18H259L258 19V21L256 20ZM211 19H213L214 21H212ZM174 21L173 23H171V21ZM177 20V21H176ZM194 20V21H195ZM211 20V21H210ZM261 20H263V21H261ZM209 21H210V23H209ZM245 21H247V22H245ZM250 21V22H249ZM256 21V22H255ZM215 22V23H214ZM253 24V25H255L256 23L258 24H256V26L254 27L253 26V29H249V28H251V25L249 24ZM260 22H262V23H260ZM117 23V22H116ZM178 23H180L179 21H178ZM195 23H196V21H195ZM214 23V24H213ZM255 23V24H254ZM118 25H119V23H117ZM122 24V23H121ZM177 24V23H176ZM176 24H175V26H176ZM245 24V25H244ZM248 24V25H247ZM111 25H113V26H111L110 27V25L109 26H107L106 28L108 29V27H109V29H113L114 28V25H115V27L117 26L115 23H113V24H111ZM191 25V24H190ZM190 25H189V27H190ZM192 25H194V22L192 23ZM197 25H195L196 26V28L194 27V26H191L190 28H192L193 30L194 29H197ZM210 25H211V27H210ZM237 25V26H236ZM241 25L243 26L242 27V29H240V27H241ZM247 25V26H246ZM174 26V27H175ZM240 26V27H239ZM262 26V27H261ZM118 27L121 29V30H119V32L122 34L121 35V37H123V39L125 38L126 39V36H125V32H126V29H125V32H124V29H122V28H124V24L123 25H121V27L120 26H117L116 27V29H118ZM177 27H178V25H177ZM188 27V28H189ZM247 27V28H246ZM179 29H181L180 27H178ZM187 28V29H188ZM213 28V29H212ZM215 28V29H214ZM235 28H236V32H234L233 31V29L235 30ZM262 28V29H261ZM147 29V30H146ZM145 29V33H144V37L145 36H147V35H150V37L152 36V39L151 38H149L148 36V39H150V41L151 40H153L154 38H153V34H152V32H151V30L152 29H149V28H146ZM186 29V30H187ZM212 29V32L210 31ZM218 29V30H217ZM244 29H245V31H244ZM247 29V30H246ZM182 30V29H181ZM181 30H177V28H176V30H174L173 32H171V34L172 33H175V34H177V33H179V32H181L180 34H183V31H181ZM225 30H227V29H225ZM257 30H258V32H257ZM151 33H150V32ZM178 31V32H177ZM215 31V32H214ZM238 31H240V32H238ZM243 31V32H242ZM263 31V33L261 34V32ZM147 32L149 33V34H147ZM185 32V31H184ZM187 32H191V30L190 31H188L187 30ZM232 32H234L235 33V37H234V33L232 34ZM127 33V32H126ZM247 33V34H246ZM256 33V34H255ZM258 33H259V35H258ZM147 34V35H146ZM170 33H169V35H171ZM180 34H178V37L177 38H180V39H177L176 38V36L174 37L173 35L174 34H172L171 36L172 37H174V40L175 41H173V38H172V40H171V37H170V40L173 42V44L174 45H176V46H178V44H179V42L180 41H182V42H180L181 43V45H183V48H184V41H185V39H186V41L188 40V44H191V41H190V39H188V37L187 38H183V36L185 37V33H184V35H180ZM202 34V35H201ZM204 34H205V36H204ZM244 34H245V36H244ZM207 35V36H208ZM231 35V36H230ZM237 35V36H236ZM239 35V36H238ZM246 35H247V37H246ZM250 35V36H249ZM166 36V35H165ZM164 36V37H165ZM168 36V35H167ZM179 36H181V37H179ZM214 36V35H213ZM246 37V42L244 43V42H242V44L241 43H239L240 41H241V39L243 40V37ZM257 36V37H256ZM120 37V38H121ZM136 37H138V36H136L135 35V37L133 38V41H132V39H131V41L128 43L127 41H125V39H124V41H125V43H127V44H129L130 45V47H131V49H132V51H130L131 49H129V51L127 50L126 51V53L124 54V55H126V54H128L129 56V58L131 57V52H132V56H133V58L134 59H132L133 61H132V63L130 64V69H133L136 65H137V61L138 60H142V61H144V63H146V64H149V62H151V61H153V60H155V56H156V54H161V57L163 58V56H164V54L166 55V54H168V56L166 55L164 58H166V60H168V58H169V56L170 57H172V61L170 62V61H166V60H164L165 61V63H164V61L162 62V60H160L161 62V64L158 62V71H159V69H160V73H156L157 71H156V69L157 68H155V67H153V68H150L149 69V67H144V72H145V74H143V76H142V74L137 78L139 81H140V83H139V85H137V86H139L140 87V90H139V94L137 93V94H134L133 93V91L132 92H130L129 91V88L128 87H125L124 85L126 84L125 82H126V78H122L120 81H118L117 83H116V86H115V88L117 87L118 89H120V91H121V94L123 95L124 93V95H123V97H124V99L126 100V101H124V104H123V106H121L122 107V111H120V112H122L121 114H120V112H117V113H114V114H112L111 115V117L112 118H115V120L114 119H111L110 117H109V119L107 118V117H105V118H107L108 120V122L107 121H104V120H106L105 118H103L104 116H99L97 113H94L93 115H92V117H88V121H86L85 123H84V125H83V123H82V125H83V129H84V131L86 130H89V131H87L88 132V134H89V132H91L93 135H94V133H95V127L96 126H98V127H100L99 129H101V127L102 128H110V126L112 127V125L111 124H116L117 123V125H118V123H120V125L118 126V127H114V128H116V129H114V131H116L114 134H112V139H111V137H110V135L111 134H108L109 135V138H110V140H108V135L106 136L107 138H101V137H96L97 135H96V133H95V146L94 147H92L94 144H90L91 142V140L90 139H88V137H86V136H84L83 135V137H82V135L81 136H79L78 137V141L76 142L75 140H73V142H75L74 144H77V147H76V145L74 146V144H73V142H72V140H70L68 137H66V138H63V136L64 135H61V133H58L57 131H59V130H57V128H54V126L53 125H51V127H48V126H45V125H43V122L42 121H39V122H36V120L34 121V117H31L30 115H32L31 114V112L30 111H26V112H28V113H24L23 115H22V113H20V111H18L19 112V114L18 115H22V116H19V117H17V115H16V113H18V112H16L17 111V109H12L11 107V105H12V103H8L6 106V108H7V110L4 108V112H3V114H1V116L3 115V117L2 118H4V119H0V123H1V121H2V125H0V129H1V132L2 131H6V133H4V132H0V135H2V136H0V138H2V141H5V143L4 144H6V141L7 140H9L10 138H12V136L14 137L16 134H19L20 136V138L21 139H23V136H24V134L23 133H21V134H23V135H21L20 133H19V131H17L18 129H19V127L17 128V126H20L21 124L23 125V123H24V130H25V126H29V127H34V128H32L31 129V131H30V129H27V128H29V127H27L26 129H27V131L29 132H27L26 130H25V132H24V130H23V132L24 133H28V135L27 134H25L26 136H25V140L28 138V137H30L29 139H27L28 140V143L27 142H24L23 140H19V139H16V140H14V138L15 137H17V135L14 137V138H12V140L13 141H10L9 140V142L7 141V145H3V149L2 150H0V152L1 153H3V155L2 154H0V155H2L4 158V160H6L5 159V156L7 155V154H9V153H11V154H9L8 155V157H9V162L11 163H9V162H6V161H4L3 159V161H0V162H2V163H4V164H8V165H10L11 167H13V165H14V163H15V165L16 166H14V167H17V168H14V170H12V172H10V170H9V168L10 167H8V165L6 166V165H4L3 164V166H1L0 165V167H4V168H6L7 169V171H6V169H5V171L3 170H1L0 169V176H2V175H4V179H2L1 180V178H3V176L0 178V181H2V182H6V183H8V182H11V183H15L14 181H16V183H22V182H24L25 184L24 185H28L29 184V186L31 185H33V186H35L36 184H38V182H39V184L41 183L42 185H47V186H43L42 187V185L40 184V185H36V186H39L38 188L39 189H42V188H44V190H43V193H42V195H44V194H47L46 196L47 197H51V198H48L47 199V197L46 196H44L42 199L39 197V196H42L41 195V190H39V191H41V192H39L40 193V195H39V193L38 192H35V193H37V195L36 194H34L33 195V197L35 196L36 197V199H38V200H36V199H34V198H32V196H31V194L32 193H34V189L35 188H37V187H31V188H29V186H27V188L28 189H30V190H28V191H30V192H27V189L26 188H24L25 189V191H26V198L27 199H30V202H32L33 200H34V202H33V204H31V203H29L30 204V209H29V214H30V216L31 215H34L33 216V219L31 220V221H29V214L26 212V214L28 215V220H26L25 221V223H28L27 221H29V223L28 224H26L25 225V229H24V232H23V234H24V238L27 240V245L25 246V247H23V248H19L18 250H16V243L9 237V236H7V238L5 237L4 239H8V240H10L11 239V241H5V244H7L8 242L10 243H8L9 245H11V242H12V247H14L13 249H12V247L11 248H9L10 246L9 245H7V246H9L8 247V249H11L13 252H11V250H7L8 252H10V253H8V252H6V256H9V259H8V257H7V261H9L10 260V258H11V260L12 259H15V256L17 255V258L19 259V263L21 264L22 262H25V260L24 261H22L23 259H24V257L26 258V260H27V258H29L25 263L26 264H29V260H36V262H37V259H38V253H37V251H36V253H34L33 252V250H32V247L33 246H35V245H33L32 244V242H35V239L38 241V240H41V243H42V238H39V236H44L46 233L43 231H41V230H48L50 227H60V229H61V231H62V234H63V239L65 240V241H69V240H72L71 239V237L73 238V240L72 241H70V242H68V244H67V246L69 247V253L73 256V260L69 263V264H96L95 262H93L94 260V257H92L89 253L91 252V247L93 246L94 247V245L96 246V252L94 253V254H96L97 253V250H99V245L97 246V242H99V244H101V242L102 243H104V242H106V241H108V243L110 242V244H108V245H110L109 246V250H110V248L113 250H116L117 251V255L118 256H125L127 253H125L126 251H125V248H123L124 246L122 245V243L121 242H123V243H126V241H127V244L129 245V243H130V249H128L129 250V252H132V248H131V246L133 247V246H135L136 244L135 243H137L139 240H141V238L143 237V238H145L146 240L145 241H147V238L149 239V240H151V238H152V236L153 237H155L154 238V241H153V243L155 242V243H157V245H155V243L153 244L152 242V244L149 246L150 248H151V250L152 251H150V255L152 256V258H154L155 257V259H161L162 261H160V263L161 264H168V255H167V253H164L163 252V250L164 249H166L167 247H168V242L167 241H165V239H164V236H163V233L165 232V233H168V236H169V242L170 243H173L174 244V246H175V248L177 249V248H179L180 247V249H182L181 251L183 252V254H182V260L183 261H187L186 263H188V261L189 260H187L188 258L187 257H189V249H190V247L193 245V244H191L192 242H191V237L190 236H187V237H183L182 236V234L179 232V229L181 228V224L183 223V221L181 220V221H179V219H178V216L180 215L181 216V214L183 213V212H185L186 210H182V208H181V204L179 203V200H177V199H180L181 197H182V200L180 199V201L182 202V204H184V206H186L185 204L186 203H189V205H192L191 203H194V204H196V205H199V203L200 204H202V203H204L205 202V198L206 197H203V194H204V191H205V189L208 187V182H212V180H211V173H207V175H206V172L204 173V171H202L201 169L203 168V165H202V158H203V156H204V160L206 159L207 161L206 162H208L207 164H209V161L210 160H212V158L214 157H218L219 159H220V161H222V166H223V171L224 170H227L229 167H231L230 169H231V171L233 170L235 173H236V175L238 176V179H240L239 180V182L240 183H242V181H245L246 182V184H248L250 181H253L254 180V178H251V180L249 179L250 177H248V175H247V173L249 174V173H252V172H249V170L251 171V170H253L254 168H253V166H251V164H252V161H251V159L253 158V157H255V156H257V157H259L260 156V151H262V149H258L257 150V148H259V143H258V139H259V137L260 136H262L263 138H264V65H263V63H264V51H263V53H254V55H256V57L255 56H253V54H250V56H253V57H248L247 59H246V61H244V63L245 64H247V65H245L244 66V68H247L249 71V74H248V76H247V80L246 81H244V83H242V81H240V79H238V78H236V79H232V80H230V81H238V83L235 85V86H232L231 84H230V81L229 82H227V81H222V79H218V80H216V81H219V83L218 82H215V83H217L216 84V86H215V84L214 83H211V85H209L208 87L210 88L212 85H214L213 87H211V89H209L210 90V92H209V94H205V93H207V91H208V89H207V87L202 91V89L200 90V92H203V94H204V96L206 95L207 97H205L204 98V96H203V100L201 101L200 100V98L201 97H199V96H195L194 97V99H198V102L195 100L194 101V99H193V101H191V102H193V104H197V107H199V108H196V105H195V107H194V109H191V110H193V111H191L190 110V112H191V114H197L198 112L197 111H199V113H198V116L197 115H195L193 118H191V119H204V116L206 117L205 118V120H203L202 122H203V124H204V127H205V129H203V128H200L199 130H197L198 129V127L197 126H195L194 124H190V127H189V129H188V131H187V133L189 132L190 133V135H189V138H190V140L192 141L191 143H192V145H193V148H192V150H191V153L189 152L190 151V149H188L187 147V145H184L185 143H184V141L182 142V139L184 140V134H176L177 133V131L179 132V130H175L176 131V133L175 134H173V140H170L171 138H169V139H165V140H168L169 142H171V143H164L163 141H161V143L164 145V147H163V145H162V147H161V149H159V151L160 152H157L156 151V154H154L155 152H154V149L156 150V146H154L152 143V146H154V148H151V144L150 143H148V142H151V140H150V133L149 132H147L149 129H146L145 128V130L143 129L144 127H143V125L144 126H146V127H148L147 125L148 124H146L147 122H149L148 120L149 119H153V120H151L152 122H154V120H156V119H159V118H163V120L164 119H167V118H165V117H163V116H161V115H159V114H161L164 110V107H166L165 109H168L169 111L172 109V111L173 112H176V109H177V107H175V106H173V107H170V105L172 106L173 104H177V103H180V102H182V101H185L186 102V100H188L189 99V97L191 96L192 97V95H194L193 94V92H194V89L196 88V80L193 78L192 79V81L190 80V78H192V76H193V73H194V70H193V68H192V66H191V64H193L191 61V64H190V62L188 61V60H186V59H189L190 58V56L193 54V53H197V52H194V50H197V49H195L194 48V45L196 44L195 43V41L193 42V40H192V42H193V47H191V48H193L192 50L190 49V48H188L190 45H188L187 47H185V48H187L186 50H191L190 52H191V54L190 53H186V51L183 49V51L181 50V52H179V49L180 48H182L181 46H180V44H179V46H180V48L178 49V47H176V46H174L173 44H171V42H169V40H167L166 41V38H164V39H161V40H165L166 42L164 43L163 41H161V40H159V39H154L153 41H156L157 42V44L155 43V42H153L152 43V41H151V55H152V51L153 50H155L154 51V53H153V55H152V57L150 58V51H149V53H147L148 52V50H150V41L149 40H147V39H145V38H147V37H145V38H136ZM251 37H256V39H253V41L251 42L250 41V39L249 38H251ZM258 37H262V38H260V43H259V41L256 43V41H257V39H259ZM119 38V39H120ZM177 40H176V39ZM197 38V39H196ZM238 38V39H237ZM240 38V39H239ZM109 39H111V37L109 38ZM147 40V42L145 41V40ZM168 39V38H167ZM183 39H184V41H183ZM218 39V40H217ZM233 39V40H232ZM235 39V40H234ZM248 39V40H247ZM121 40V39H120ZM119 40V41H120ZM127 40V39H126ZM135 40V41H134ZM139 40L141 41V42H139ZM144 40V41H143ZM215 40V41H214ZM225 40V39H224ZM109 41V40H108ZM118 41V40H117ZM117 41H109L110 43V45H111V42H112V44H114L113 42H117ZM123 41V40H122ZM160 41V43H158ZM179 41V42H178ZM186 41H185V43H186ZM199 41H201V40H199ZM201 41V42H202ZM207 41V42H206ZM218 41V42H217ZM229 41H232L231 42V44L229 43ZM248 41L250 42V43H248ZM261 41H262V43H261ZM132 42H133V44L134 43H137V42H139V43H142V44H140V46L141 45H143V46H139V44L137 43V44H132ZM144 42H145V44H146V48L144 47L145 46V44H144ZM161 42H162V44H161ZM178 42V43H177ZM209 42V43H208ZM236 42L238 43V45L236 44ZM131 43V44H130ZM168 43V44H167ZM170 43V44H169ZM183 43V44H182ZM251 43H252V45H251ZM255 43H256V45H255ZM147 44H148V47H147ZM204 44H205V46H204ZM235 44V45H234ZM246 44V45H245ZM262 44V45H261ZM132 45V46H131ZM135 45L137 46L136 48H135ZM161 46L160 48L158 47V46ZM165 45H167V46H165ZM199 45H200V42H199ZM213 45H212V47H213ZM233 45V46H232ZM239 45H241V46H243L242 48H240L239 47ZM250 45H251V47H250ZM229 46V47H228ZM230 46H231V48H230ZM234 46H236V48L234 47ZM261 46V47H260ZM129 47V46H128ZM132 47H134L135 49H133ZM172 49V47H173V49H175V52H174V50L173 51H171V52H169L170 53V55H169V53H166V51L167 50H169L170 48ZM195 47H198V45L196 46L195 45ZM211 47V48H212ZM228 47V48H227ZM239 47V48H238ZM250 47V48H249ZM144 48L146 49V50H144ZM167 48H169V49H167ZM230 48V49H229ZM248 48H249V50H248ZM253 48V49H252ZM157 49V50H156ZM163 49V51L165 50V53L163 54V51L161 52V50ZM235 49H237V50H235ZM239 49H241V51L239 50ZM261 49H260V51H261ZM115 50H116V48H115ZM118 50V49H117ZM119 50H120V48H119ZM118 50V51H119ZM134 50H137L136 52L134 51ZM177 50V51H176ZM198 50H200V49H198ZM259 50V49H258ZM108 52H109V50H107ZM106 51V54H102V53H100V54H102V55H107V52ZM113 52L114 51V49L112 50H110V52ZM146 51V52H145ZM158 51V52H157ZM185 51V52H184ZM225 51V52H224ZM229 51H231L230 53H229ZM240 51V52H239ZM252 51V52H251ZM111 52V53H112ZM143 52V55L142 54H140V53H142ZM144 52H145V54H144ZM161 52V53H160ZM172 52H174V53H172ZM183 52V54L184 55H186V54H189L188 56L186 55V57H184V55H183V57L181 56L182 53ZM189 52V51H188ZM234 52H237V54L236 53H234ZM238 52L239 53H241V54H238ZM258 52V51H257ZM110 53V54H111ZM146 53H147V55H146ZM172 53V54H171ZM224 53L226 54V55H224ZM109 54V53H108ZM137 54H139V55H137ZM150 56H149V55ZM179 55L178 57H180V58H178V57H176L175 58V56L174 55ZM198 54V53H197ZM263 54V55H262ZM101 55V56H102ZM115 55L117 56V57H119V59L117 60V61H119V62H117L116 61V59H115V57L113 56V53H112V55L111 56H109L108 58H107V56L105 57V64L107 65V63L109 62V64H110V62L112 61L113 62V60L112 59H115V61H116V63L115 64H112L111 65V68H110V66H109V68H106V66H103V65H101V66H103V67H105L108 71H115V72H113V74H112V81L111 82H113L115 79H116V76H115V73L124 65L123 63H125L126 61V59H120V57L121 56H119V54L117 53H115ZM124 55H122V58H124L123 56ZM203 55H204V57H203ZM259 55V56H258ZM146 56V57H145ZM149 56V57H148ZM195 56V55H194ZM103 57V56H102ZM114 57V58H113ZM116 57V58H117ZM127 57V56H126ZM137 57V58H136ZM139 57H142V59L140 58L139 59ZM148 57V58H147ZM154 57V58H153ZM182 57V58H181ZM193 57V56H192ZM196 57V56H195ZM194 57V58H195ZM147 58V59H146ZM259 58V59H258ZM146 59V60H145ZM153 59V60H152ZM170 59V58H169ZM175 59H176V61H175ZM171 60V59H170ZM179 60V61H178ZM180 60H181V64H180ZM192 60V59H191ZM255 60V61H254ZM96 61V60H95ZM95 61H93L92 63H94ZM122 61V62H121ZM175 63H174V62ZM187 61V62H186ZM107 62V63H106ZM111 62V63H112ZM137 62V63H136ZM167 62H169V63H167ZM176 62H179V63H176ZM188 63L189 62V68H188V66H186L185 67V65L186 64H183V63ZM194 62V61H193ZM91 63V64H92ZM167 63V64H166ZM173 64L172 66L170 65V64ZM243 63V64H244ZM179 64L182 66V68H181V66H179ZM241 64H242V62H241ZM262 66H261V65ZM119 65V66H118ZM163 65H164V67H163ZM166 65V66H165ZM171 66L172 68H173V70H172V68H170L169 67V70L170 71H174V69L176 70V69H178V71H181V72H184L185 73V71H186V73H185V79L187 78V77H190L191 75V77L190 78H187V81H190V82H186V83H184V84H182L183 82L182 81H185L184 80V78L181 80V78L180 77H178L176 74H178V72H176L175 73V75L174 74H172V72H171V74H172V76L171 75H164V73L166 72V69L164 70V68H168V66ZM176 65H178V66H176ZM250 65V66H249ZM117 66V67H116ZM174 66V67H173ZM259 66H261V67H259ZM102 67V68H103ZM120 67V68H119ZM133 67V68H132ZM180 68V70H179V68ZM249 67V68H248ZM101 67H99V66H97L96 68H95V70H96V72H103V73H105L106 71L104 70L105 68H103V70H101L102 69ZM112 68H114V69H112ZM154 68H155V71H154ZM185 68L187 69V70H185ZM189 69V70H188ZM151 70H153L154 72H152ZM168 70V71H169ZM185 70V71H184ZM257 70V71H256ZM149 71V72H148ZM177 71V70H176ZM189 71V72H188ZM98 72V73H99ZM150 72H152V73H156L155 75L157 76L156 77V80H158L157 78H159V76L160 77H162L161 78V80L165 77V79H163L162 81H161V83L159 82L160 81V79L158 80V81H156L155 80V78H154V80L152 79L151 80V75L149 74ZM161 72H164V73H161ZM175 72V71H174ZM187 72L189 73V74H187ZM257 72V73H256ZM111 73V72H110ZM192 73V74H191ZM252 74V76H251V74ZM256 73V74H255ZM157 74H159V75H157ZM168 74V73H167ZM254 74H255V76H254ZM261 74V76H259V75ZM154 75V74H153ZM257 75H258V77H257ZM167 76V77H166ZM170 76H171V78H170ZM254 76V77H253ZM143 77V78H142ZM169 78L170 79H172V81H176L177 80V85H179L180 86V90H181V92H179L178 93V95H179V97H178V95L177 94H175V92L176 91H178L177 90V85L175 86V88H174V86H172V84H170V82H169ZM177 78V79H176ZM250 78V79H249ZM145 79H148V83H154L152 86L154 87V89L156 90V91H158L159 93H160V89H161V87L159 88V86H161L162 85V88H170L171 86H172V91H174V89H175V91L174 92H171V91H168V90H166V89H164V92H165V90H166V92L164 93L163 91V94H160V95H154V93H151V91L153 90V88H152V90H149L150 89V86L148 85L147 86V83H146V81H144ZM85 80H87L86 78H85ZM164 80H166V81H164ZM180 80V81H179ZM195 80V81H194ZM224 80V79H223ZM249 80V81H248ZM138 81V82H139ZM143 81V82H142ZM156 81V82H155ZM164 81V82H163ZM168 81V82H167ZM234 81V82H235ZM248 81V82H247ZM251 81H253V82H251ZM182 82V83H181ZM120 83V84H119ZM158 83L160 84L159 86H156V85H158ZM168 83V84H167ZM165 84H167V86H164ZM188 84H190L189 86H188ZM193 84V85H192ZM240 84V85H239ZM248 84V85H247ZM250 84V85H249ZM95 84H93V86H94ZM118 85V86H117ZM143 85V86H142ZM171 85V86H170ZM186 85V86H185ZM191 85H192V87H193V89H192V87H191ZM119 86H122V87H119ZM123 86H124V89H126V90H124L123 89ZM136 86V87H137ZM164 86V87H163ZM184 86V87H183ZM218 86V87H217ZM255 86V87H254ZM188 89H186V88ZM189 87H191V89L189 88ZM216 87V88H215ZM11 87H9V89H7L5 92L6 93H8V92H11V90L13 89V88H11ZM158 88H159V90H158ZM183 88H185V90H187L188 92H185L184 90H183ZM216 91H218V88H219V91H218V95L217 94H215L216 96H218L217 98H219V99H217L213 94L214 93H212V92H215L213 89ZM147 89H148V91H147ZM125 92H124V91ZM170 90V89H169ZM211 90H212V92H211ZM123 91V92H122ZM193 91V92H192ZM238 91V92H237ZM127 92V93H126ZM158 92H156L157 94H158ZM171 92V93H170ZM183 92L184 93H186V95H184L183 94ZM191 92H192V94H191ZM240 92V93H239ZM174 93V94H173ZM184 95V96H181L182 94ZM188 93H189V95H188ZM216 93V92H215ZM220 93L222 94L221 96H220ZM169 94H170V96H169ZM171 94H173V95H171ZM181 94V95H180ZM242 94V95H241ZM2 95V94H1ZM5 95V94H4ZM3 95V96H4ZM138 95V96H137ZM164 96L162 99H163V102H165L164 104H162L163 102H162V100H161V97H160V99H159V97H157V96ZM208 95H210L211 97L209 98L208 97ZM142 96V97H141ZM152 96H154V98L152 97ZM176 96V98H174ZM181 96V97H180ZM188 96V97H187ZM214 96V97H213ZM223 96V97H222ZM232 96V97H231ZM133 98V97H135V98H133L132 100L130 99V98ZM143 97H145L146 99H143ZM167 97H169V98H167L168 99V101L166 102L165 100H166V98ZM182 97H183V99H182ZM190 97V98H191ZM230 97V98H229ZM1 98H3L2 96H1ZM150 98V99H149ZM153 98V99H152ZM155 98H158L159 100H157V102H156V100H155ZM177 98H178V101H177ZM187 98V99H186ZM209 98V99H208ZM214 100H213V99ZM227 100H226V99ZM238 100L237 102H236V100ZM130 99V100H129ZM153 101H152V100ZM174 99L176 100L175 102H174ZM182 99V100H181ZM185 99V100H184ZM226 100V101H222V100ZM135 100V101H134ZM142 100V101H141ZM148 100V101H147ZM151 100V101H150ZM234 100V101H233ZM1 101V100H0ZM131 101H134V103L133 102H131ZM199 101H201V102H199ZM211 101V102H210ZM228 101V102H227ZM240 101H242V102H240ZM2 102V101H1ZM150 102H153V105H149V103ZM3 103V102H2ZM6 103V102H5ZM128 103H130V104H128ZM158 103V104H157ZM167 103V105H165ZM171 103V104H170ZM1 104V103H0ZM128 104L129 106H131V111H128V109H126V110H123L125 107H127L126 105ZM146 104V105H145ZM148 104V105H147ZM151 104V103H150ZM156 104L158 105V106H156ZM192 103H191V105H193ZM3 105V104H2ZM5 105V104H4ZM8 105H9V107H8ZM160 105V106H159ZM161 105H164L163 107L161 106ZM178 105H180V104H178ZM177 105V106H178ZM233 105V106H232ZM29 107V103H25V104H23V106H22V103H20L18 106H17V108L20 110V108L22 107ZM142 106V107H141ZM146 106L147 108H149V109H147L146 107H145V109H144V107ZM190 106V105H189ZM223 106V107H222ZM162 109H161V108ZM171 108V109H169V108ZM211 107V108H210ZM128 108V107H127ZM140 108H143L142 110H144L143 111V115H142V110H138V109ZM156 108H160V109H156ZM176 108V109H175ZM190 108H193V106H191ZM9 109V110H8ZM137 109V111H135ZM197 109H199V110H197ZM16 110V111H15ZM148 110V111H147ZM156 110H158V111H156ZM160 110V111H159ZM194 110H195V112H194ZM9 111V112H8ZM10 111H12V113H13V111H15L13 114L14 115H12V113L10 112ZM149 111H151V112H149ZM5 112H6V114H5ZM30 112V113H29ZM129 112V113H128ZM153 112V114H158V116L156 115V117L154 116V115H152L151 113ZM172 112V113H173ZM189 112V111H188ZM189 112V113H190ZM197 112V113H196ZM242 112L243 113H245V114H242ZM250 112V113H249ZM60 112H58L57 114H59ZM132 113V114H131ZM136 113H138V114H136ZM141 113V114H140ZM146 113H147V115H146ZM150 113V114H149ZM249 113V114H248ZM10 114V115H9ZM27 115V117H26V115ZM120 114V115H119ZM124 114V115H123ZM129 114V115H128ZM135 114H136V116H135ZM174 114V113H173ZM193 114V115H194ZM203 114V115H202ZM206 114V115H205ZM7 115H9V117H7V119L9 118V120H7V119H5L6 117L5 116H7ZM34 115V114H33ZM126 115V117H124ZM137 115H138V117H137ZM151 117H150V116ZM174 115H176V114H174ZM174 115H169L168 116V119H170V120H172V119H174V118H176V119H183L182 118V116H181V114H177V116L175 117ZM200 115V116H199ZM202 115V116H201ZM242 115V116H241ZM247 115H249V117L247 116ZM0 116V117H1ZM11 116V117H10ZM15 116V117H14ZM30 116V119H28V117ZM120 116V117H119ZM133 116V117H132ZM136 118H135V117ZM146 116V117H145ZM149 116V117H148ZM171 116H173L174 118H172ZM180 116H181V118H180ZM198 118H197V117ZM245 116V117H244ZM131 117V119H129ZM139 117H141L142 119L144 118V120H142L141 118L139 119ZM13 118V119H12ZM23 118H25V119H23ZM33 118V119H32ZM36 118V117H35ZM102 118H103V121H102ZM117 118V119H116ZM123 118H124V120H123ZM125 118H127V119H125ZM134 120H133V119ZM145 118H146V120H145ZM172 118V119H171ZM14 119H15V122L16 123H14L13 121H14ZM37 119V118H36ZM93 119V120H92ZM130 121H129V120ZM136 119V120H135ZM137 119H138V122L136 123V121H137ZM206 119H208V120H206ZM23 120V121H22ZM28 120V121H27ZM95 120V121H94ZM111 120H114V122L113 121H111ZM119 120V121H118ZM175 120V119H174ZM184 121H185V118L183 119ZM187 120V119H186ZM240 120V121H239ZM7 121V122H6ZM9 121V122H8ZM27 121V122H26ZM32 121H34V122H36V123H41V125L42 126H45V127H43L42 128V126L41 125H36L34 122L32 123ZM116 121V122H115ZM118 121V122H117ZM140 121H142V122H140ZM146 121V122H145ZM151 121L149 122V124L151 123ZM223 124V128H222V125L220 126V122ZM14 124L13 125V127L11 126L12 124ZM18 122H20V123H18ZM31 122V123H30ZM91 122V123H90ZM95 122V123H94ZM106 122V123H105ZM109 122H110V124H109ZM123 124H122V123ZM127 122V123H126ZM131 122L132 124H129V123ZM141 123V124H138V123ZM209 122V123H208ZM214 122V123H213ZM217 122H218V124H217ZM254 122V123H253ZM10 124V126L9 125H7V126H5V124ZM18 123V124H17ZM89 123V124H88ZM93 123V124H92ZM103 123V124H102ZM108 123V124H107ZM210 123H212L213 125H216V126H211L212 124H210ZM216 123V124H215ZM20 124V125H19ZM35 124V125H34ZM46 124V123H45ZM88 124V125H87ZM101 124V125H100ZM139 125L138 127L141 129V132L144 130V131H146V132H144L145 134H143L142 133V135H144V139L142 138L141 139V143H144V140L146 141V144L144 143V145H145V149H144V146H143V148L141 147V143H139V142H136V141H138V139H137V137L135 136V135H133V137L135 136V138H131V136H132V131L134 132L133 134H137L138 133V129H135V128H137V125ZM210 126H209V125ZM247 124V125H246ZM250 124V125H249ZM3 125L5 126V127H3ZM33 125V126H32ZM47 125V124H46ZM109 125V126H108ZM131 125V126H130ZM132 125H133V127H132ZM191 125H194V126H192L191 127ZM245 125H246V127H245ZM10 128H9V127ZM36 126H38V127H36ZM89 126H90V128H89ZM129 126H130V128H129ZM141 126V127H140ZM207 126H208V128H207ZM226 128H225V127ZM250 126V127H249ZM8 127V128H7ZM22 127V126H21ZM37 129H36V128ZM47 127V128H46ZM92 127H94V128H92ZM212 127V128H211ZM217 127V128H216ZM221 127V128H220ZM252 127V129H253V131H254V129H255V131L254 132H256V134L254 133L253 135H252V130H249L250 128ZM2 128H5L4 130H2ZM11 128H15L14 130H15V132H13V131H10V130H13V129H11ZM39 128H40V130H39ZM45 128V130H47L48 128H50V129H48L47 131L48 132H50L51 131V133L53 134H51V136H50V134H48L45 130H42V129H44ZM51 128H53V129H56V131L55 130H51ZM113 128V127H112ZM118 128V129H117ZM133 128V130L131 131V129ZM149 128V127H148ZM192 128V129H191ZM213 128H216L217 130V132H214V133H211V132H213ZM243 128H245V129H243ZM39 130L37 133H36V131L35 130ZM191 129V130H190ZM223 129V130H222ZM21 130V129H20ZM120 130V131H119ZM125 132V134H123L124 132ZM128 130V131H127ZM129 130H130V134H127L126 135V132L128 133L129 132ZM136 130V131H135ZM204 130H205V133H204ZM210 130H212L211 132H210ZM243 130L245 131V132H243ZM8 131V132H7ZM10 131V132H9ZM22 131V130H21ZM33 131H35V132H33ZM53 131V132H52ZM97 131V130H96ZM121 131H122V133H121ZM191 131V132H190ZM196 131V132H195ZM200 131V132H199ZM208 131V132H207ZM221 131V132H220ZM242 131V132H241ZM247 131H251V132H247ZM13 132V133H12ZM18 132V133H17ZM30 132H31V134H32V132H33V134L31 135L30 134ZM55 132H57L58 133V135H60L59 137V140H57L58 139V136H57V138H56V134H55ZM60 132V131H59ZM94 132V133H93ZM199 132V133H198ZM220 132V133H219ZM236 135V132H238L237 133V135L238 134H241V135H243V137L245 136H248V138H246L245 139V137L243 138L241 135H238V136H240L238 139V141H237V139H236V136L233 134V133ZM14 133H15V135H14ZM118 133H120V134H122V135H119ZM149 133V134H148ZM173 133H174V130H173ZM180 133V132H179ZM222 133V135L223 136H225V135H227L228 136V138H226L225 140H227V139H229V138H233V136H235V138H234V140L237 142V144H236V142H235V144H234V142L232 141V138H231V141L229 142L228 140V144L226 145V146H224V145H222V143L221 142H219V140H221L220 138H222L221 137V134ZM247 133H248V135H247ZM260 133H262V134H260ZM4 134H6L5 135V137H4ZM10 134V135H9ZM13 134V135H12ZM41 134V135H40ZM44 134H45V136H44ZM115 134H117V135H115ZM202 134L205 136V141H203V139L202 140H200L201 138L200 137H202ZM245 134V135H244ZM259 134V135H258ZM114 135H115V137H114ZM128 137L129 136V138H127L126 136ZM176 135H177V138H176ZM181 135V136H180ZM196 135V136H195ZM211 136V137H208V136ZM218 135V136H217ZM229 135H232V136H229ZM252 135V136H251ZM11 136V137H10ZM28 136V137H27ZM51 137V139H54L55 138V140H57L56 142H57V144L55 145L54 144V140L53 141H51L50 142V138H48L47 139V137ZM55 136V137H54ZM174 136H175V138H174ZM179 136V137H178ZM198 136V137H197ZM200 136V137H199ZM237 136V137H238ZM251 136V137H250ZM4 137V138H3ZM10 137V138H9ZM44 138V141H43V139H41V138ZM53 137V138H52ZM61 137L64 139L63 141H68L67 139H69L70 141V143L68 144L67 142H66V144L67 145H70V146H68V147H70V149L68 148L67 149V145L65 144V143H62L63 141L61 140ZM82 137V139L80 140V138ZM114 137V138H113ZM120 137H121V139L122 140H120ZM124 137V138H123ZM125 137H126V141H125ZM148 137V138H147ZM196 137V138H195ZM242 137V138H241ZM6 138V139H5ZM87 138V139H86ZM119 138V139H118ZM210 138H211V140H210ZM37 139V140H36ZM40 139V140H39ZM66 139V140H65ZM84 139H86L85 141H87V143L89 144H87V143H85V141H83ZM114 139V140H113ZM115 139H116V141H115ZM127 139L129 140V141H127ZM131 139V140H130ZM176 139V140H175ZM180 139V140H179ZM17 140H18V142H17ZM26 140V141H27ZM30 140V141H29ZM80 140V141H79ZM90 140V141H89ZM100 140V141H99ZM101 140H103L102 142L104 143V140L106 141L105 142V144H102V142H101ZM120 140V141H119ZM124 140V141H123ZM134 140V141H133ZM147 140H149L148 142H147ZM216 140H218V141H216ZM242 140H244V141H242ZM1 141V142H2ZM21 141H23L24 143H27V145L26 146H28V148H26V146H25V144H24V150H23V147L22 146H20V142ZM33 141V142H32ZM39 141L41 142V141H43L42 142V144H39ZM59 141H61V142H59ZM108 141V142H107ZM115 141V142H114ZM130 141H131V143H130ZM143 141V142H142ZM167 141V142H168ZM198 141V142H197ZM247 141V142H246ZM1 142H0V145H1ZM10 142H14L13 144H11ZM23 142H21V145H23ZM29 142H31V143H33V144H30ZM36 142V143H35ZM51 144H50V143ZM55 142V143H56ZM82 142V143H81ZM112 142H114V143H112ZM117 142V143H116ZM121 142L123 143V144H121ZM215 142V143H214ZM221 143V144H219V143ZM239 142V143H238ZM244 142H245V144H247L248 145V149H246V148H244L243 150H241V151H239L240 150V148L238 149V150H234L233 148H236V147H238V146H240V145H242V146H244ZM3 143V142H2ZM10 143V144H9ZM34 143H35V145H37V146H35L34 145ZM46 143V144H45ZM59 143L62 145V146H66V147H63L64 149L63 150H65V148H66V150L69 152V154L68 155H65L64 154V156L62 155V152H60V155L61 156H59V152L56 154V152H57V150H59L60 148H61V145H60V147H59ZM85 143V144H84ZM127 143V144H126ZM139 143V144H138ZM174 143V144H173ZM178 145H177V144ZM213 143V144H212ZM233 143V144H232ZM17 144H19V145H17ZM29 144V145H28ZM72 144H73V146H72ZM81 144V147H79V149H78V145H80ZM107 144H108V146H107ZM118 144V145H117ZM125 144V145H124ZM148 144H150V145H148ZM168 144L170 145V146H168ZM217 144V145H216ZM12 147V149H10L11 147ZM19 147L20 146V148L21 149H18L17 148V146ZM47 145V147H49V149H50V147H52L51 148V150H49V151H53L52 153H50V152H47L46 153V149H45V146ZM57 145H58V148L59 149H57ZM90 145H91V149H94L93 151L92 150H89V148H90ZM97 145H98V147H97ZM104 147H103V146ZM115 145V146H114ZM148 147H147V146ZM206 145V146H205ZM221 145V146H220ZM229 145V146H228ZM238 145V146H237ZM8 146V147H7ZM73 147V149H72V147ZM87 148H86V147ZM126 146V147H125ZM139 146L141 147L140 149H138L139 148ZM223 146V148H220V147H222ZM233 146V147H232ZM1 148H2V146H0ZM5 147V148H4ZM17 148L18 150H20V151H18L17 149H14V148ZM31 147V149L32 148H35V149H33V150H31V149H29ZM38 147H39V149H40V147H44V148H41L40 149V152H41V154H44V153H42V152H44V150H45V153H46V155L48 154V156L49 155H52L51 157H50V159H55V160H50V161H44V162H42L41 160H43V157H45V156H43L42 157V155L39 153V149H38ZM55 147V148H54ZM89 147V148H88ZM166 147H168V148H166ZM172 147V148H171ZM183 147V148H182ZM225 147V148H224ZM75 148H77V149H75ZM106 148V150H104ZM122 148H125V149H128L129 150V153H127V154H129L128 156H127V154L126 155H124V156H121L120 154L123 152V150L124 149H122ZM147 148H150V151H149V149H147ZM162 148H163V151H164V148H165V153H163V152H161V150H162ZM184 148H185V150H184ZM7 149V150H6ZM27 149V150H26ZM28 149H29V151H31V152H29L28 151ZM53 149V150H52ZM88 149V150H87ZM95 149H97V150H95ZM151 149H153V151L151 150ZM180 149V150H179ZM225 149V150H224ZM15 151V152H19V153H15V155H14V157H13V152H9V151ZM56 152H55V151ZM61 150H62V148H61ZM60 150V151H61ZM62 150V151H63ZM71 150V151H70ZM74 150H75V152H77V151H81V152H78L77 154H75V156H74ZM139 150V151H138ZM170 150V151H169ZM21 151H22V153L23 154H25V155H23V156H25L24 158L25 159H27V160H25L24 158H21V157H23L20 153H21ZM27 151H28V153H27ZM32 151H35V152H33L32 153ZM36 151L39 153V155H38V153H36ZM102 151V153H100ZM135 151H136V153H135ZM169 153H167V152ZM173 151H174V153H173ZM193 151V152H192ZM249 151V152H248ZM5 152H6V154H5ZM7 152H9V153H7ZM67 152V153H68ZM71 152V153H70ZM72 152H74V153H72ZM83 152H86V153H84L83 154ZM132 152H134L135 153V156L134 155H131L132 154ZM151 152H152V154H151ZM154 152V153H153ZM27 153V154H26ZM30 153H32L31 155H30ZM50 153V154H49ZM64 153H65V151H64ZM80 153V154H79ZM82 153V154H81ZM107 153V154H106ZM133 153V154H134ZM138 153H141V154H144V156H143V159L145 160L144 161V165H147V167H148V171L146 172V174H145V176H147V178H146V180H148V181H145L144 180V174H143V172L141 171V169H140V167H139V164H138V161H137V155H138ZM186 153H189V154H186ZM71 154H72V156H71ZM79 154V155H78ZM97 154V155H96ZM167 154V155H166ZM206 154V155H205ZM251 154V155H250ZM5 155V156H4ZM20 155V156H19ZM39 156V158L37 157V156ZM41 155V156H40ZM45 155V154H44ZM54 155V156H53ZM59 157H58V156ZM76 155H78L77 157H76ZM94 155H95V157H94ZM183 155V156H182ZM188 155V156H187ZM249 157H248V156ZM2 156L0 157V158H2ZM32 156V157H31ZM35 156V158L37 157V159L35 160L33 157ZM57 157V159L56 158H52V157ZM68 157L69 159H67L66 157ZM84 157L82 160H81V158L82 157ZM131 156H134V158L133 159H131L132 160V162H130V161H128V158H131ZM206 156V157H205ZM211 156H212V158H211ZM236 156V157H235ZM239 156V157H238ZM7 157V156H6ZM26 157H28V158H26ZM47 157V156H46ZM64 158V159H66V161L64 160V159H62L61 160V158ZM76 157V158H75ZM147 157V158H146ZM175 157V158H174ZM192 157V158H191ZM202 157V158H201ZM221 157V158H220ZM237 159V157L239 158V159H243V160H239V159H235V158ZM12 159V161H10L11 159ZM33 158V159H32ZM48 158V157H47ZM59 158V159H58ZM101 158V159H100ZM180 158V159H179ZM210 158V159H209ZM217 158V159H218ZM231 158L233 159V160H231ZM39 159H41V160H39ZM45 159V158H44ZM100 159V160H99ZM126 159V160H125ZM175 159H177V160H175ZM208 159H209V161H208ZM218 159V160H219ZM235 159V160H234ZM25 160V161H24ZM33 160V161H32ZM37 160H39V162L37 161ZM46 160H48V159H46ZM64 160V161H63ZM74 160L76 161V162H74ZM81 160V161H80ZM86 161V163H85V161ZM135 160H136V162H135ZM147 160V161H146ZM189 160V161H188ZM34 161H37V163H38V166H36V164H35V162ZM73 162V163H70V162ZM78 161V162H77ZM165 161V162H164ZM190 161H192L193 163H191ZM34 162V164H32ZM42 162V163H41ZM65 162V163H64ZM81 162H83V163H81ZM175 162H177V163H175ZM183 162V163H182ZM77 163V164H76ZM78 163H79V165H78ZM108 163V164H107ZM172 163H174V164H178L180 167H183L184 169L185 168H187V167H189L190 168V170H187L186 169V171H188V173H190V177H191V179H192V182L191 183H183L184 184V190H182V192H176L175 190H174V188L172 189V188H169L170 187V185L171 184H169V182L171 181V180H173V179H171V178H178V180L176 179V182L178 181L179 182V177H178V175H175V174H177L176 173V171H175V168L173 167V166H171L172 165ZM44 164V165H43ZM63 164H65L64 166H63ZM67 164V165H66ZM85 164V165H84ZM88 164V165H87ZM102 164V165H101ZM108 166H107V165ZM135 164V165H134ZM180 164H182V165H180ZM197 164L198 165V167H197V165H196V167H195V165ZM48 167H47V166ZM60 165H62V166H60ZM70 167H69V166ZM72 165H75V166H72ZM77 165V166H76ZM170 165V166H169ZM192 165H194V166H192ZM202 165V167H200ZM45 166H46V169H44L45 168ZM68 166V167H67ZM80 166V167H79ZM151 166V167H150ZM8 167V168H7ZM49 167H51V168H49ZM71 167H75V168H71ZM78 167V168H77ZM168 167V168H167ZM193 167V169H191ZM196 169H195V168ZM211 167V166H210ZM228 167V168H227ZM41 169L42 170V172H41V170H36V169ZM55 168V169H54ZM57 168H60V169H58V171H60V172H62V173H60V172H58L57 173ZM68 168V169H67ZM69 168H71V170L69 169ZM81 168V169H80ZM158 168V169H157ZM188 168V169H189ZM224 168H226V169H224ZM250 168V169H249ZM17 169V170H16ZM34 169V170H33ZM51 169V170H50ZM53 169L55 170V171H53ZM157 169V170H156ZM199 169L201 170V171H199ZM243 169L245 170L244 172H242L243 171ZM9 170V171H8ZM61 170H64V172L63 171H61ZM68 170V171H67ZM107 170V171H106ZM165 170V171H164ZM167 170V171H166ZM237 170V171H236ZM154 173H153V172ZM156 171V172H155ZM168 171H171V173L170 172H168ZM222 171V172H223ZM6 172V173H5ZM31 172V173H30ZM34 172V173H33ZM35 172H38V173H35ZM45 172H48V173H45ZM55 172H56V174H55ZM69 172H71V174L69 175ZM105 172V173H104ZM107 172V173H106ZM162 172H164L163 174H165V173H167L166 175H164L163 176V174H161ZM233 172V173H234ZM239 172V173H238ZM3 173H5L6 175L8 174H10V176L11 177H9L8 175L7 176H5V174H3ZM43 173V174H42ZM63 173H64V175H63ZM169 173V174H168ZM12 174H13V176H12ZM30 174V175H29ZM35 174V175H34ZM40 175V176H38L37 177V175ZM41 174H42V176H41ZM47 174H49V175H47ZM52 174V175H51ZM67 174H68V176H67ZM105 174V175H104ZM107 174H109V175H107ZM151 174H153V175H151ZM161 175V176H159V175ZM18 175H19V177H21V178H19L18 177ZM32 175H34V176H32ZM55 175H56V177H55ZM67 177H66V176ZM155 175V176H154ZM172 175H173V177H172ZM29 176H31V177H29ZM36 176V177H35ZM49 176V177H48ZM64 176H65V178H64ZM70 176V177H69ZM72 176V177H71ZM108 176V177H107ZM166 176V177H165ZM177 176V177H176ZM14 177V178H13ZM40 177V178H39ZM46 177H48L49 178V181H48V178H46ZM50 177H52V179H50ZM63 179H62V178ZM125 177V179H126V181L127 182H129V185H130V183L132 184V182H133V184H134V186L133 187H136L134 190H132L131 189V187H132V185L131 186H124L125 188H123L122 186V183L121 182H123V181H121V179L122 178H124ZM158 177V178H157ZM168 177H170L169 179H168ZM247 177H248V181H247ZM11 178L12 179H14V180H12V181H10L11 180ZM17 178V179H16ZM19 178V179H18ZM29 178V179H28ZM30 178H31V182H30ZM38 178V180L39 181H37V182H35V184L33 183L34 181H36V179ZM42 178H44V179H42ZM46 178V179H45ZM61 178V179H60ZM67 178H69V179H71V181L69 180V179H67ZM106 178V179H105ZM163 180H162V179ZM219 177H217V179H218ZM16 179V180H15ZM22 181H21V180ZM23 179H24V181H23ZM33 179V180H32ZM41 179H42V181H41ZM67 179V180H66ZM154 179V180H153ZM158 179H161L162 181H163V183L161 182V180H159V182H158ZM168 181H167V180ZM28 180H29V183H28ZM47 180V181H46ZM50 180H51V182H50ZM115 180V181H114ZM136 180V181H135ZM143 180L145 181V182H143ZM164 180H166L165 182H164ZM170 180V181H169ZM27 181V182H26ZM33 181V182H32ZM120 181V182H119ZM264 181V180H263ZM58 182H60V183H58ZM64 183V185L66 186H63V183ZM66 182V183H65ZM70 182H72V183H70ZM81 182V183H80ZM84 182V183H83ZM140 182V183H139ZM162 184H161V183ZM175 182V179H174V181H172V183H174ZM248 182V183H247ZM27 183V184H26ZM31 183H33V184H31ZM49 183V184H48ZM62 183V184H61ZM142 183V184H141ZM157 183V184H156ZM208 183V184H207ZM244 183V182H243ZM258 184H261V185H263L264 186V182H261V181H258L257 182ZM68 184V185H67ZM135 184H137V185H135ZM153 184V185H152ZM156 184V185H155ZM158 184H159V187H158ZM169 184V185H168ZM24 185H23V187H24ZM139 185L141 186V188L139 187ZM161 185V186H160ZM165 185V186H164ZM185 185H187V186H185ZM62 186V187H61ZM106 186L108 187V188H106ZM122 188H121V187ZM189 186V187H188ZM191 186H193V187H191ZM196 186V187H195ZM67 187H69V189L67 188ZM82 187V188H81ZM139 187V188H138ZM162 189H161V188ZM166 187V188H165ZM171 187H174V186H172L171 185ZM186 187H188L189 188V191L190 192H188L187 191V189L188 188H186ZM204 187V188H203ZM206 187V188H205ZM246 187V186H245ZM70 188H71V190H70ZM109 188L111 189V190H109ZM190 188H192V190H190ZM199 188V189H198ZM243 188V187H242ZM261 187H259V189H260ZM50 189V190H49ZM59 189V190H58ZM122 189V190H121ZM125 189V190H124ZM164 189H166V191H167V194H165L166 192L164 191ZM170 189H172V190H170ZM196 189V190H195ZM258 189V191H260ZM33 190V191H32ZM38 191V189H35V191ZM49 190V191H48ZM160 190V191H159ZM164 192H162V191ZM198 190V191H197ZM200 190V191H199ZM201 190H203V192L201 191ZM247 190H248V188L247 189H245V193H248L247 192ZM68 191V192H67ZM141 191H142V193H141ZM168 191H170V192H168ZM173 191V192H172ZM192 191V192H191ZM197 191V192H196ZM32 192V193H31ZM46 192V193H45ZM72 192V193H71ZM158 192H159V194H158ZM160 192H161V195H160ZM172 192V194L174 195H171L170 193ZM183 192H184V194H183ZM262 192V191H261ZM29 193H31V194H29ZM157 193V194H156ZM163 193V194H162ZM177 193V194H176ZM201 193H203V194H201ZM263 193V194H262ZM262 193H258L257 194V196L255 197V202H257V201H260V200H262V197L264 196V191L262 192ZM28 194H29V196H31L30 198H29V196H28ZM70 194V195H69ZM116 194V195H115ZM180 194H182V196L180 195ZM39 195V196H38ZM56 195H57V197H56ZM67 195H69V197L67 196ZM160 195V196H159ZM171 195V196H170ZM178 195V196H177ZM201 195V196H200ZM260 195H262V196H260ZM28 196V197H27ZM67 196V197H66ZM113 196L115 199H111V197ZM159 196V197H158ZM167 196H170V197H166ZM180 196V197H179ZM258 196L261 198H258ZM40 199H39V198ZM46 197V198H45ZM53 197V198H52ZM56 197V198H55ZM166 199H165V198ZM172 197H175V198H172ZM176 197H178L177 199H176ZM185 197V198H184ZM194 197V198H193ZM200 198V200H199V198ZM64 200H63V199ZM70 198H72L73 200H76V201H72V199L70 200ZM110 198V199H109ZM162 198V200L165 202H163L162 201V203H160V199ZM31 199H33L32 201H31ZM45 199H47V200H45ZM54 199H56V201L54 200ZM58 199V200H57ZM62 199V200H61ZM68 201H71V204L70 203H68L67 204V206L70 204V205H73L74 203H76V204H74L73 205V207L72 208H69V207H71V206H68V207H66V208H64V206L66 205L65 203H66V201L67 200ZM159 199V200H158ZM228 199V197L227 198H224V199H220V201L222 202H220V205L221 204H223L222 206H224V205H226V206H224L223 208L224 209H222V207L218 210V214H217V217L218 218H220V219H223L224 221L225 220H228V216H230L231 217V215H232V213H233V217H234V215H236V208L235 207H233V206H231V205H234V201L233 200H227ZM232 199H233V197H232ZM36 200V201H35ZM39 200H40V202H42L41 204L43 205V207L42 206H40L37 202H39ZM44 200V201H43ZM51 200H53V201H55V202H53V201H51ZM117 200V201H116ZM165 200H167L168 202L166 203V201ZM172 200V201H171ZM194 200V201H193ZM201 200H203V201H201ZM223 200V201H222ZM51 201V202H50ZM61 201V202H60ZM64 201H65V203H64ZM67 201V202H68ZM224 201H226V202H224ZM232 202V204L230 203V202ZM252 200L250 199V201L248 200V201H246L245 203H246V205H248L250 202H251ZM47 202H48V204H47ZM119 203L120 202V207H121V209H119L118 207H117V205H116V203ZM175 202V203H174ZM199 202V203H198ZM227 202L229 203L228 205H227ZM248 202V203H247ZM49 203H52L53 205H55V203H57L55 206H53L52 204L50 205V210L51 209H54L57 205H58V208H56V209H54V211H49V208H47L46 206L47 205H49ZM59 203V204H58ZM61 203H63V205L61 204ZM73 203V204H72ZM169 203V204H168ZM226 203V204H225ZM37 204V205H36ZM65 204V205H64ZM31 205H34L35 206V208H36V212H35V209H34V211L32 212V208L34 207H32L31 208ZM38 205L40 206V208L42 209H40V208H38ZM61 205V206H60ZM178 205V206H177ZM37 206V207H36ZM63 206V207H62ZM76 206V207H75ZM165 207V206H167L168 208H169V210L167 209V207H166V210H168V211H170L169 213H172L173 214V212H174V214H173V216L175 215V214H177L176 213V211L175 210H180L179 212H178V214L177 215H175V217H177V219H176V221L174 222V219H173V223L171 224V227L170 228H168L167 230H165L164 232H162L161 230H159V228H158V226H157V221H158V213L157 212H159V211H161V207ZM230 207V208H228V207ZM235 206L237 207V205L235 204ZM79 207V208H78ZM171 207V208H170ZM226 207H227V210H225L226 209ZM45 208H47V210H48V212H47V210L45 209ZM61 208V209H60ZM73 208H74V210H73ZM118 208V209H117ZM180 208V209H179ZM194 208V207H193ZM40 211H39V210ZM64 211H63V210ZM70 209H71V211H70ZM113 209V210H112ZM222 209V210H221ZM228 209H231L230 211H231V213H230V211L228 210ZM61 210L64 212V213H61ZM68 212H67V211ZM66 211V212H65ZM74 211V212H73ZM225 211H226V213H225ZM41 212H42V214H41ZM72 212V213H71ZM84 212V213H83ZM209 212V211H208ZM33 213H35V214H33ZM39 213V214H38ZM68 213V214H67ZM70 213V214H69ZM231 215H230V214ZM40 214H41V216H42V224H49V225H51V223L53 224V226H47V225H42L40 222H39V219L37 218L38 216H40ZM54 216V214H55V216L53 217L52 215ZM61 214H63L64 215V218L61 216ZM74 214H75V216H74ZM80 214V215H79ZM156 214H158V215H156ZM197 215H199V213L197 212L196 213ZM202 214V213H201ZM208 214V213H207ZM38 215V216H37ZM118 215V216H117ZM219 215H221V216H219ZM36 216V217H35ZM40 216V217H41ZM44 216H46V217H44ZM50 216V217H49ZM58 216H60V217H62V221H64V222H61V218L60 217H58ZM113 216V217H112ZM115 216V217H114ZM157 216V217H156ZM205 216V215H204ZM203 216V214H202V217L199 215V217L201 218H196V221L195 220H193L194 222L193 223H195V224H198V222L199 221H207V222H210V224L208 223V226H206V228H205V226L203 225V229H207L208 231L210 230H212V228H211V226H212V224H211V220H212V218H211V215L209 214L208 215V217L207 216H205L206 217V219L207 218H210V220L208 219V220H206V219H204L205 217ZM224 216V217H223ZM32 217V216H31ZM57 217H58V219H57ZM191 217H193V215H191ZM221 217H223V218H221ZM227 219H226V218ZM229 217V220H228V222H233L232 220H231V218ZM51 220L50 222H48V223H46L47 221H49V219ZM67 218V219H66ZM119 218V219H118ZM139 218H140V221H139ZM155 218H157V220L155 219ZM54 219V220H53ZM64 219V220H63ZM77 219H79L78 221H77ZM83 219H84V221H83ZM47 220V221H46ZM66 220V221H65ZM67 220H69L68 222L70 223V224H68V222H67ZM71 220V221H70ZM75 222H74V221ZM116 220V221H115ZM154 220V221H153ZM198 220V221H197ZM33 221V222H32ZM44 221V222H43ZM80 221V222H79ZM201 221V222H202ZM32 222V223H31ZM57 223V224H54V223ZM66 222H67V224H66ZM79 222V223H78ZM121 222V223H120ZM159 222V221H158ZM197 222V223H196ZM226 222V221H225ZM61 223V224H60ZM74 225H73V224ZM86 223V224H85ZM125 223L127 224V226L125 227ZM130 223V224H129ZM231 223H226L225 225L226 226H230L231 225ZM32 224V225H31ZM35 224V225H34ZM39 224V225H38ZM75 224H76V226H75ZM79 226H78V225ZM85 224V225H84ZM121 224V225H120ZM129 224V225H128ZM230 224V225H229ZM28 225V226H27ZM34 225V226H33ZM55 225H57V226H55ZM61 225L64 227L63 229H62V227H61ZM80 225H82V226H80ZM87 225V226H86ZM177 225H179L180 227H177ZM233 225V224H232ZM29 226H31V230H30V227ZM33 226V227H32ZM36 226V227H35ZM49 227V228H47V227ZM72 226H73V228H74V230H73V228H72ZM133 226V228L130 230V227H132ZM28 227V228H27ZM39 227V228H38ZM44 227V228H43ZM46 227V228H45ZM68 227V228H67ZM88 229V231H87V229ZM88 227H90V228H88ZM120 227V228H119ZM121 227H123V231H122V228ZM128 227V228H127ZM13 229V231L11 230V235L12 234H15L16 233V231L18 232L19 231V229L17 228L16 230L14 229L15 227H12ZM27 228V229H26ZM37 228H38V230H37ZM70 228H72V229H70ZM83 228V229H82ZM100 228V229H99ZM119 228V229H118ZM124 228H126V229H124ZM208 228H210V229H208ZM230 229H231V226L229 227ZM241 228H244V227H241ZM39 229H41V230H39ZM67 229V230H66ZM79 229V230H78ZM114 229V230H113ZM128 229H129V232H128ZM143 229H144V231H146V232H144L143 231ZM146 229V230H145ZM161 229V228H160ZM229 229V230H230ZM245 229V228H244ZM14 230H15V233H14ZM29 230V231H28ZM34 230H36V231H34ZM77 230H78V232H77ZM82 230V231H81ZM86 230V231H85ZM94 230V231H93ZM120 230H121V232H120ZM226 230V232L223 234L222 233V238H221V240L218 242V244H217V242L215 241V240H212V241H215V244H214V242H211L213 245H216L217 244V246H218V249H220V253H222V252H226L225 254H226V256H225V260L223 261V260H221V259H223V258H220V257H223V256H221V254H219L220 255V257H219V260H220V263H222V261L224 262V264H235V258H237L238 257V254L237 253H235V252H233L234 250H232L233 249V246L235 247V245H233V244H235V243H233L232 244V242H234V240L232 239V233H233V228H232V230ZM30 231H31V233H30ZM38 231H41V232H38ZM71 231V232H70ZM72 231H73V233H76L77 235H75V234H73L72 235ZM83 231H85V232H83ZM90 231H91V233H90ZM127 231V232H126ZM132 233H131V232ZM137 231V232H136ZM140 231H141V234H140ZM67 232H70L71 233V236H70V233H67ZM105 233L103 236L102 235H100L99 233ZM112 232H113V234H112ZM117 232L118 233H120V234H122V235H120V234H117ZM138 232H139V234H138ZM156 232V233H155ZM35 233V234H34ZM39 233H41L40 235H39ZM66 233V234H65ZM93 236V239L91 238L92 236H90V234ZM125 233H127L126 235H125ZM147 233V234H146ZM155 233V234H154ZM229 233V234H228ZM231 233V234H230ZM33 234V235H32ZM79 234H80V236L82 237V235L84 236L83 238L84 239H86V240H88V243H87V241H83V238L80 240V241H82V242H84V243H82V242H80V241H78V239H79ZM82 234V235H81ZM86 234V235H85ZM123 234H124V236H123ZM130 234V235H129ZM241 234H242V240L243 241H245L247 238V235H248V233L247 232H245V230H241ZM34 235L37 237H34ZM38 235V236H37ZM70 237H69V236ZM100 235V236H99ZM133 235H135V236H133ZM225 235H226V237H225ZM45 236H47L48 237V234L47 235H45ZM44 236V237H45ZM88 237V238H86V237ZM90 236V237H89ZM102 236V238H100ZM111 236H113V237H111ZM116 236V237H115ZM121 236V237H120ZM128 236V237H127ZM150 236V237H149ZM95 237H96V239H95ZM97 237H99V238H97ZM119 237V240L117 239ZM123 237V238H122ZM35 238V239H34ZM67 238L69 239V240H67ZM114 238H116L115 240H117V241H114ZM128 238L130 239L129 240V242H128ZM157 238V242L155 241V239ZM224 238H225V240H224ZM94 239H95V242L97 243H95L94 242ZM100 239H101V242H100ZM127 239V240H126ZM134 239H136V240H134ZM34 240V241H33ZM97 240V241H96ZM111 240V241H110ZM124 240H125V242H124ZM138 240V241H137ZM223 240V241H222ZM233 240V241H232ZM47 241H48V239H47ZM132 241L134 242V245H133V243H132ZM7 242V243H6ZM15 244H14V243ZM49 242H51V241H49ZM91 242V244H89ZM139 242H141V244H142V241H139ZM165 242H167V243H165ZM179 242V243H178ZM38 243H39V241H38ZM37 242L35 243V244H38ZM41 243H39V244H41ZM44 243H45V241H44ZM75 243V244H74ZM165 243V244H164ZM79 244H82V245H79ZM85 244H87L88 246H84ZM106 244V245H107ZM167 244V245H166ZM176 244V245H175ZM232 244V245H231ZM102 245V246H101ZM100 246H101V248L103 249V248H105V243L104 244H101ZM103 245H104V247H103ZM108 245L106 246L107 248H105V249H107L108 250ZM181 245V246H180ZM243 245V249L244 250H247V248H246V246H247V244L246 243H243L242 244ZM30 246H31V250H30ZM51 246H55V244H51ZM112 246V247H111ZM123 246V247H122ZM232 246V247H231ZM85 247H87V248H85ZM91 249H90V248ZM165 247V248H164ZM182 247V248H181ZM200 247H202V248H200ZM204 247H206L207 248V246H204ZM204 247L203 246H199V248H198V251L197 252H199V250L200 251H202L203 249H204ZM29 248V249H28ZM34 248H36V247H33V249ZM47 248H50V250L51 251H53V252H56L57 250H58V247L56 248V246H55V248L53 247H47ZM77 248H79L78 250H77ZM116 248V249H115ZM118 248V249H117ZM133 248H135V247H133ZM143 248L144 249H146L144 246H143ZM143 248H141V249H143ZM154 248V249H153ZM164 248V249H163ZM205 248V249H206ZM224 248V249H223ZM232 248V249H231ZM16 251H15V250ZM24 249H26L25 251H24ZM90 249V250H89ZM168 249V248H167ZM166 249V250H167ZM234 249H237V248H234ZM23 250V251H22ZM27 250H29L30 251V253L29 254H27V255H29V256H27L26 255V253H28V251ZM135 250V249H134ZM18 251H19V253H20V255L19 254H17L18 253ZM76 253H75V252ZM80 251V252H79ZM124 251V252H123ZM222 251V252H221ZM17 252V253H16ZM25 252V255H22L21 256V254H23ZM32 252V253H31ZM72 252H74V253H72ZM120 252V253H119ZM163 252V253H162ZM16 253V254H15ZM83 255H82V254ZM141 253L142 254H140V256L142 257V255H145L146 253H147V251L145 250H142L141 251ZM144 253V254H143ZM236 255H235V254ZM30 254L32 255L31 257L32 258H30ZM35 254V255H34ZM87 254V255H86ZM116 254V253H115ZM123 254V255H122ZM130 254V256L129 257H131L132 256V254L131 253H129ZM13 255V256H12ZM15 255V256H14ZM34 255V256H33ZM37 255V256H36ZM113 255H114V253H113ZM116 255V256H117ZM157 255V256H156ZM12 256V257H11ZM19 256V257H18ZM27 256V257H26ZM85 256H87V257H85ZM97 256V255H96ZM14 257V258H13ZM21 257V258H20ZM23 257V258H22ZM35 257H36V259H35ZM83 257V258H82ZM167 259H166V258ZM95 258H97V257H95ZM17 259V260H18ZM20 259H22L21 261H20ZM166 259V260H165ZM13 261V260H12ZM107 261H109V260H107ZM107 261H103L102 262V264L103 263H108ZM11 263H13V262H11V261H9V264H11ZM121 264V263H120ZM239 264H241V262H239ZM260 264H264V261H262Z\"/></svg>",
	"mask_w": 264,
	"mask_h": 264
},
{
	"label": "clouds",
	"instance_id": "obj_3",
	"mask_svg": "<svg viewBox=\"0 0 264 264\" xmlns=\"http://www.w3.org/2000/svg\"><path fill=\"white\" fill-rule=\"evenodd\" d=\"M12 207L11 197H3L0 199V215L6 214Z\"/></svg>",
	"mask_w": 264,
	"mask_h": 264
}]
</instances>
